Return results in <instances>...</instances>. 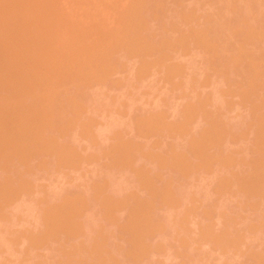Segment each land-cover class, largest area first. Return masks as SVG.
<instances>
[{
	"label": "rangeland",
	"instance_id": "rangeland-1",
	"mask_svg": "<svg viewBox=\"0 0 264 264\" xmlns=\"http://www.w3.org/2000/svg\"><path fill=\"white\" fill-rule=\"evenodd\" d=\"M145 1L146 0H0V69H1L0 70V79H1L0 106L1 105L3 106L4 104L3 106L4 108L2 106L1 108L3 109L0 108V113H1L0 122H2L0 128H5V129H0V143L3 144V145L0 144V147L2 146L1 147L2 150H0V160H2L1 157H3L4 159V161L2 162L0 161L1 164L0 174L3 176V177L0 176L3 178V180H1L2 178H0V184H1L0 190H2L0 191V200L5 199L4 203L3 201H1L0 203V264H60V262L61 264H65L66 262H68L66 264H75V263L79 264V261L80 264H83V262L85 264L86 263L94 264L95 259L96 261H98L95 264L98 263L105 264L108 263L107 261L110 262L108 264H116V263L118 264H136V263L137 264H252V263L262 264V262H260L261 261L260 256L263 257L262 259L264 260V231H263L264 229H262V227L264 228L263 226L264 225V219H263L264 218V196H263L264 195L263 192L264 128H262V126L264 127V108H263L264 107L263 106L264 105V100H263L264 99V88H263L264 87L263 86L264 85V70H263L264 69V62H263L264 61L263 59L264 58V36H263L264 1L263 0H259L260 2H258V0L257 1L254 0H200V1L199 0H174V1L147 0V2ZM153 2L156 7L152 4ZM141 3L145 6H142ZM174 3H176L177 5ZM164 6L167 9L164 8ZM168 6L170 7L169 8L170 10L168 9ZM217 6L220 8H218ZM140 7L145 11H143ZM243 8L247 9V11L244 10ZM140 9L142 11L139 12ZM172 9L174 10L173 13L170 12ZM220 9H222V12H220L221 11ZM231 9L232 11H230ZM148 10L150 12H148ZM214 10L216 11L218 10V11L216 12ZM234 11L238 13L241 11V13L239 14L234 13ZM180 12L182 13L181 17L179 16V14H181ZM226 12L227 14H225ZM137 13L138 15L136 16ZM140 13L141 15H139ZM232 13H234L235 15H233ZM222 14L225 16H223ZM219 15L221 16V18L218 17ZM142 16H143L142 20L143 21L145 20V22L140 20ZM166 16L168 17V19H165ZM248 16L250 17V21L253 23L249 21ZM257 16H258V20H256ZM151 17L152 20H154V21L151 20L152 22L150 21ZM232 18H234L235 21L232 20ZM156 19H157L156 21L157 23H155ZM163 19L164 21L166 20L165 23L162 22ZM158 20L160 21L158 22ZM220 20L222 21V23ZM223 20L227 21L225 22L227 23L228 28H225L227 27V25ZM148 21H150L149 24H146L148 23ZM255 21L257 23L259 21L261 22L257 24ZM217 22L220 23L217 25ZM254 22L257 24L256 26ZM144 23L145 25H142ZM166 23L168 24L167 27H165ZM239 23L241 27L238 26ZM250 23L252 24L251 26ZM260 23L263 28L260 27ZM171 24L174 26H172ZM230 24H232V26ZM229 25L232 28L229 27ZM140 26H142V28ZM154 26L155 27L157 26V28H155ZM235 26L236 28H233ZM254 26L255 27L259 26V27L255 29ZM222 27H224L226 31L223 30ZM252 27H254L255 30ZM129 28L135 31L134 32L132 31L130 34L131 29ZM163 28L164 29L166 28L167 30H164ZM171 28L173 29L171 30ZM214 28L216 29L217 34ZM220 28L222 29L219 32ZM249 28L250 29L252 28L253 30L252 29L250 30ZM228 29L231 31V33ZM258 29L260 31H258ZM168 30L170 31L168 32ZM191 30H193V32ZM208 30H210L211 33H208L210 32ZM233 30L234 32L235 30L237 31L239 30L238 33L240 32V30L241 31L245 30V31L243 33L240 32L241 34L240 35V34H235ZM247 30L249 31V33ZM262 30H263V34H262ZM143 31L144 32L146 31L147 35ZM158 31H162V32H158ZM222 31L225 32L222 33ZM135 32L137 33L136 35L139 39L135 37L136 36ZM164 32L167 34H165ZM170 32L172 33V35L171 34L168 35V33ZM250 32H252L253 34ZM141 33L142 36H139ZM151 33L152 36H154L153 38L150 37ZM162 33H164L163 35H165L166 39L164 38ZM226 33H230V34H226ZM212 34L214 37H212ZM218 34H221L220 37L223 34L222 36L223 38L221 37L220 39ZM193 35L196 36L197 40ZM224 35H227L229 38L227 36L225 37ZM233 35H237V39L236 37L233 38L234 41L235 40L238 41L239 38L245 40V42L243 43H241L243 41L242 39L236 43H239L240 46L242 47L244 46L246 48L243 47L242 49V47L240 48V46L237 45L233 40L231 41ZM248 35L252 37L250 38ZM253 35L254 36L256 35L255 38L253 37ZM188 36L190 37L188 38ZM216 36L217 38H219L218 40L217 38L215 40ZM131 37H133V39H131ZM160 37L163 38L160 39ZM171 37L173 38V40H171L172 42L170 40L168 41V38L171 39ZM149 38H151L152 40H149ZM247 38L249 39V41H247L248 40ZM252 38L254 39V41L257 38L255 41L257 44L255 45L256 47H253L252 45L254 42ZM141 39L142 41L144 40L143 44ZM146 39L148 40L147 41L148 43L145 42ZM157 39L158 42H156ZM161 41H165V42L162 43ZM196 41L198 42V44L196 43ZM226 41L227 44L228 43L230 44V46L229 44L227 45V48L225 45ZM250 41L253 42L251 43ZM257 41H259V43H257ZM124 42H126V44ZM180 42H182L184 45ZM210 42H212V44ZM132 43L134 46L132 45ZM153 43L155 44V46ZM247 43L248 45H246ZM219 44L221 47L220 46L218 47ZM223 45H225V48ZM125 46L127 49L125 48ZM167 46L169 47L171 46V47L169 48ZM211 46L215 48H210ZM156 47H158V49L162 47L163 50L161 49L157 50ZM182 47L184 49L186 48L187 50L186 49L184 50ZM207 47L210 50H208ZM229 47L231 48L233 47V49ZM153 49L156 51H154ZM215 49L218 50L220 49V51ZM223 49L225 52L223 51ZM168 50L169 51L172 50L171 53H169ZM200 50L201 51L204 50V52L202 51L203 54L200 52ZM211 50L217 51L214 53H218V54L216 55L213 53L214 54L213 55L212 53L208 52ZM205 51L208 54L210 53V55L205 54L206 53ZM234 51L235 53L233 54ZM219 52H221L222 54ZM239 52L242 54L245 53L243 55H247V56L244 57ZM123 55L125 56L126 60L124 59ZM148 55H151V58ZM153 55L156 57L154 58ZM223 55L224 57H222ZM165 56L168 57V60L166 59L167 57ZM208 56H211V58H209ZM248 56L252 60H254L253 58L263 57L262 58L263 61H261L260 58L258 60L255 59L257 62L259 60L261 61L256 64L254 63L255 60L254 61L251 60L252 64L254 63L253 65L254 66L256 65L255 69L258 68L256 70L253 69L255 72L252 69H250V67H248L250 65L248 61H246L247 64L245 63V60L248 58ZM212 57H215L213 58V62L209 60L212 59ZM146 58L148 61L146 60ZM159 58H161V60ZM226 59L227 61H224ZM220 61L221 63H218ZM229 61H231V63ZM241 61L243 63L242 66H241ZM14 62L17 63L14 64ZM233 62L235 63V65ZM149 63L150 65L152 64L151 67H148L150 66L147 65ZM226 63L229 66L232 64V66H230L233 67L232 69H234V67L236 69L239 68L240 70L239 69L238 70L240 72L237 71L236 69H235L236 71L232 70L231 68H230L231 70H229L228 72L227 70L229 69V67L227 70H224L228 66ZM203 64L205 65V67L203 66ZM215 64H217L216 65L217 67L215 66ZM222 64L226 66L224 67L222 66ZM121 66L123 68H121ZM219 66L222 67L219 68ZM250 66L252 67V65ZM200 68L202 69L200 70ZM7 69L9 71H7ZM217 69L219 71L220 69H222L220 71L221 73ZM241 69H246V70H241ZM249 69L252 70L254 74L252 73V71L250 72L251 74H249L250 71ZM203 70H206V72H203ZM106 71L108 73H102ZM194 72L197 76H195ZM196 72H198V74ZM227 72L233 74L228 75ZM252 74L253 76L256 77L253 78L251 76ZM260 74L261 76L263 74L262 76L263 78L260 76ZM188 75H190V77ZM248 75L250 77H248ZM180 77H183V79ZM259 77L262 79H259ZM252 78H253L252 86L254 85L253 87L255 88V90L252 89V91H250L249 94V90H250L249 87L251 85ZM223 80H226V82L225 81L222 82ZM256 80H258L259 83H257ZM260 80L261 81L263 80L262 81L263 84L261 83ZM190 81L192 83L194 82L195 83L192 84ZM201 81L204 82L201 83ZM227 81H229L228 84ZM247 83H250V85ZM171 84L173 85V87ZM202 84H206V85L204 86ZM245 84H247V86ZM60 85H62L63 87L62 86L60 87ZM260 85L263 87L260 88L261 87ZM183 86H185V88ZM187 86H189V88H187ZM245 86L247 87L248 90L246 89ZM191 87L192 89L193 88L194 89L193 90L190 89ZM30 88L32 89V91L30 90ZM21 90H23L22 92L24 93H22ZM56 90L59 91V96ZM240 90L244 92L245 90H247L248 93L241 92ZM242 93H244V95ZM46 95L48 98L46 97ZM254 95L256 96L254 97ZM64 97L68 99L66 100ZM185 97L188 99L187 101ZM199 97H201V99L203 100H201ZM49 98H51L50 101L53 99H54L53 101H55L56 99L57 102L55 101V104L53 106L55 107L56 105V109L55 108L52 109V106L48 107V103L49 105L50 103H52V102H48ZM61 98L62 101L64 100L63 102L61 101ZM205 98L207 101L205 100ZM2 99H4V101H2ZM27 99L31 101L28 102ZM58 100L61 101V103ZM253 100H255L254 101L255 103H253ZM70 101L72 103H70ZM200 102L202 106L199 104ZM208 102H210V104ZM214 102L215 103L217 102L218 104L216 103L217 104L216 105ZM58 103L60 104V106L64 108L60 107ZM62 103L65 104L63 105ZM250 103L252 104L253 107L250 105ZM256 103L258 104V106ZM21 105L23 106L21 107ZM195 105L196 106L198 105V107L196 108ZM16 107H18V109ZM249 107H252L251 110H249L250 109ZM13 108L15 112H13ZM195 108L196 109L200 108V109H198L197 111ZM253 108L256 110H253ZM64 110L65 113H63ZM51 111H58L56 113L59 115V117H57L58 115L54 112L57 116H54L55 119L52 118L53 112L51 113ZM253 111H255V113ZM47 112L51 113V116L48 115V117L52 118V120L54 119V121L56 122L53 123L51 120V122L53 123V124L50 123L52 127L51 126L49 127L50 124L47 125L49 123L48 117L45 119L46 117L45 115L48 114ZM60 112L63 115L62 114L60 115ZM66 112L68 113V115H66L67 114ZM188 112L190 113L188 114ZM75 113L77 114L75 115ZM194 113L198 115L196 116ZM4 114L7 116H5ZM43 116L46 122L48 123L44 121ZM60 117L61 119H59ZM197 117H200L201 120L200 118ZM153 118L155 119L153 120ZM25 119H29V120H25ZM40 119L43 120L42 121L43 124L41 123ZM181 119H183L182 122ZM208 119L212 121L209 122ZM31 120L33 123L31 122ZM61 120L64 121L61 122ZM186 120L188 123L186 122ZM149 122L152 123L149 124ZM11 124H13V126ZM38 124L40 125L41 128L39 127ZM172 124L175 125L174 129H172L173 128ZM180 124L181 125L187 124L183 126L184 128L187 126V128L184 129L185 131L183 130L186 133L181 131V129L183 128ZM252 124L254 126H252ZM5 125L7 126L5 127ZM156 125L158 126L155 127ZM218 125L220 126V128ZM45 126H47V128ZM203 126L205 128H203ZM209 126L212 129H209ZM151 127H153V129ZM175 127L177 128L175 129ZM227 127L232 128V130ZM255 127H256V132H255ZM161 128H167V130L166 129L162 130ZM178 128L179 131L181 132L179 131L177 132ZM17 130L19 131L17 132ZM26 130H28L30 133ZM171 130L173 132H171ZM258 130L259 132L263 130L262 131L263 133L261 132H260L261 134L258 133ZM37 131H40L39 132L40 134ZM210 131L213 134H211ZM230 131L231 133H229ZM176 133L178 134L180 133V134L178 135ZM187 133H189L190 135L188 134L187 136L186 135ZM218 133L221 137H219V135H216ZM262 134L263 136H261ZM45 135L48 140H46ZM16 136L18 137L16 138ZM255 136L257 137V139ZM32 137L34 138V140H32ZM49 137L52 139H50ZM214 137L216 138L215 140ZM189 139L191 141H189ZM218 139H222V140L219 141ZM224 139H226V142ZM39 140L41 141V143L44 140L48 141V143L44 144L46 143L44 141V143L41 145ZM215 141L216 142L219 141V143L218 142L215 143ZM199 142L200 144H198ZM202 144L206 146V149L205 146ZM217 144L219 145L221 144V146H218ZM190 145L194 147H191ZM209 145L210 147L208 148ZM43 146H46L47 148ZM201 149H203L204 151H202ZM39 150L40 152H38ZM41 150L44 152V154L42 153ZM195 150L196 152H193ZM215 150H217V152ZM6 151L7 153L9 152V154L5 153ZM201 151L205 152V154H201L200 153ZM16 153L18 154L16 155ZM49 153H51L53 156ZM174 153L177 155V158L180 157L181 159L180 160L177 159ZM260 153H261V157H263L262 158L263 160L260 157H258L260 156ZM32 154L34 157L32 156ZM151 154L153 155V157L150 156ZM249 154L252 157L249 156ZM201 155H205V157L208 155L207 157L208 159L210 157V159L209 160L207 159V161H209L210 163L207 162L205 164V162L203 161L205 157ZM157 156L159 158H157ZM182 156L184 158L186 157L185 158L186 160H184ZM170 157L176 161L173 162L174 160L170 159ZM230 157L232 159H230ZM26 158H30V159L26 160ZM244 158L247 160H245ZM150 159L152 161H150ZM153 159L154 161L157 162V164L153 162ZM212 159L213 162H211ZM235 159L237 161H235ZM256 159L257 160L259 159L258 162L256 161ZM157 160H159V162ZM226 160H228V162ZM200 161H203L204 163L203 162L201 163ZM13 162L14 163L16 162L17 165L13 164ZM164 162L165 163L169 162V164L167 163L165 165ZM170 162H173L172 166ZM256 162L257 164H255ZM160 163L162 164L163 167H160ZM195 163L198 165H194ZM10 164H11L10 166L11 168H9ZM219 165L220 167H218ZM234 165L235 166L237 165L238 167H235ZM213 166L214 167L216 166V168H213ZM180 167L182 169H180ZM194 167H196L195 168L196 170L194 169ZM223 167L228 169L224 170ZM247 167L251 168L252 170H250ZM16 168L17 170H15ZM217 168H219L218 170L221 171L219 172ZM236 168L237 170H235ZM259 168H261V170ZM7 169L9 170L14 169L13 170L14 172H11L9 170L7 171ZM139 169H141L142 171ZM198 169H200L201 171L199 170L200 171L199 172ZM202 169L205 171V173L204 171L202 172ZM214 169L216 170V172L214 171ZM258 170H260V173ZM2 171L8 173L5 172L2 173ZM237 172L239 173L237 174ZM142 173L146 174L147 177L144 174L141 176ZM150 173L152 174L153 177L152 179L154 181L155 178L157 179V181H155L156 183L151 179ZM181 173H183L184 175ZM253 173L256 175H254ZM6 175L7 178L9 179L6 178ZM136 175L138 177L140 176L139 177L140 179ZM158 175L160 176L158 177ZM237 176L239 178H237ZM4 177L6 178V180L4 179ZM141 177H143V179L145 178L147 181L145 179L143 180ZM249 177H252L253 180ZM162 178H164V180ZM238 179L240 180L238 181ZM20 180L23 181L24 183L20 182ZM160 180L163 181L161 182ZM215 180L217 183H215ZM223 180L225 181L223 182ZM258 180L259 181L261 180L260 182L263 183L262 184L259 183ZM13 181L15 182V184ZM157 182H159L160 184ZM167 182H169L168 184L171 185L170 187H165V185L169 186ZM171 182L174 183L173 184L175 185L174 187H172ZM147 183H151L149 184V186H151L152 188L146 186ZM224 183H226V185L223 186ZM219 184L221 190L219 189ZM153 185L156 186L157 189L156 187H153ZM162 186L163 188H161ZM7 187L9 189H7ZM147 187H149V189L151 188L150 189L151 192ZM250 187L252 190H254L255 194L253 193V191L251 193L255 195V198L252 195H248V198H250V196L251 198L253 197L252 199L250 198L253 202L247 198V195H245V193H247L248 191L250 192V190H247V188L250 189ZM12 188L13 189L15 188L14 189L15 191H12L13 190ZM144 188L146 189L144 190ZM166 188L168 189L169 192L165 190ZM18 189L22 191L20 192ZM225 189L227 193L225 192ZM3 190L5 191L7 190L8 192L7 191L6 192L8 193V195ZM147 190L149 191V193ZM173 190L175 191L173 192ZM255 191H259V192H255ZM157 192H158V196L160 197L157 196ZM249 192L248 194H250ZM165 195L166 198L168 196L167 199L164 198ZM1 196L3 198H1ZM257 196L258 198H256ZM151 197L153 200L151 199ZM155 198L160 199V202ZM221 198L224 199V201ZM67 199L71 201L69 202ZM65 200L68 202V204H70L71 202H73L74 204L72 203L67 207L66 205L67 203L65 204L66 202ZM79 200L80 202L82 201V204H80ZM163 200L164 201L167 200V202L165 203L163 202ZM106 201L108 204L106 203ZM138 201L139 203L143 201L142 203L144 206L139 205ZM162 202L164 203V205ZM76 203L77 205H75ZM154 203L157 205L156 207ZM160 203L161 205H159ZM179 203H181V205ZM150 204L152 205V207L154 206L155 208L149 207L151 206ZM248 204L250 206H248ZM71 205H73L74 207ZM253 206L255 208L257 207L256 210L253 209L254 208ZM66 207L68 208V210ZM76 207L79 209H77ZM143 207H145L144 208L145 210L143 209ZM148 207H149L148 209L149 212L146 210ZM158 207H160L159 208L160 210L158 209ZM224 207L226 209H224ZM60 208H62L61 210L64 212L62 216L68 213L67 214L68 216L67 215L64 216L67 221L66 220L63 221V223L65 222L64 224L67 226L68 231L66 230V226H64V228L61 230L60 229L61 227L59 228V226H63V225H59L56 228V232H57L56 233L55 231L50 230V228H52L50 227V225L56 226L55 222H57L58 219H60V221L62 219H65L64 217L61 218L59 216H55L57 212H58L57 215L61 214V213L59 214V212L61 211ZM74 208L76 209V211L77 210L78 211L76 212ZM40 209L42 210L40 211ZM47 209H52V212L55 211L54 214L49 215L51 213V210L48 211ZM43 210H45V213L43 212ZM46 210L48 211V213ZM154 210H156L155 214L152 213ZM146 211L147 214H145ZM71 212L72 214H74V212L76 214H74V216L71 217L72 215ZM138 212L140 213L138 214ZM208 214H210L211 216ZM75 215H77L76 216L77 218L75 217ZM138 216L139 217L141 216V218H139ZM146 216L150 218V220H153L154 222L147 220L148 222H150L149 228L147 226L149 234L148 235L147 233L143 234L145 233L143 232L145 230H143L142 235L148 236V237L145 236L144 239L141 238L143 236H137V234L138 235L139 233L141 234V232L139 231L141 230L140 228L144 227L143 225H145L144 222H146V220L143 218H145ZM48 217L51 218L49 220H52V217H55L54 219H56V217L59 218L57 220L53 219L52 221L49 222L47 221ZM71 218H75V220L74 219L72 220ZM45 219H47L46 222H44ZM243 219L244 221L245 220L246 221L244 222ZM52 222H54V224H52ZM67 222L69 223V225ZM139 222L141 223L142 226L139 225ZM45 223L50 228L47 227ZM61 223L62 221L61 222L58 221V224ZM152 224L154 225V227ZM45 226L47 227L48 231L46 230ZM132 226L133 229L134 227L138 228L137 232L136 230L132 232V229H130V227ZM254 227L255 229H252ZM53 228L55 230L54 226ZM58 228L60 229L61 232L58 231L59 230ZM62 231L64 233H62ZM131 232L135 234V239H133V241H135V245L133 244L134 242L133 243L130 242V240H132V238L134 237V235ZM131 235L132 238H130ZM69 236H71L70 238L72 239H70ZM125 236H127V239ZM234 236L235 238H233ZM201 237L202 239H200ZM103 238L105 239L103 240ZM137 238L143 239L142 240L143 244L144 241H146L147 242L145 243L146 245L144 244L146 247L140 246L141 243L139 245L138 241L141 240H138ZM209 238L211 241H209ZM41 240L43 242H40ZM206 240H208V242ZM98 243L100 244V247L104 252V253L102 252L103 254H101L103 256L100 255L101 258H99L98 256V252H99L97 250L98 247H95V246H99ZM102 243H104L105 245ZM130 243L133 244L135 248L132 247L133 245L131 246ZM128 245L129 247L131 246V248H129ZM89 247L92 251L95 248L94 251L92 252L90 249H87ZM138 247L139 248L145 247L146 250L145 249L142 250L143 252L144 250L145 252H147L148 250V253H146L147 255L142 254L143 253L142 251H140V253H137L139 251ZM148 247H150L151 249ZM128 249H132V250H128ZM86 250L88 251L86 252ZM99 250L101 251L100 248ZM152 250L154 252H152ZM118 252L122 255L118 256L119 254ZM64 253L67 254V256ZM92 253L96 257L91 256ZM135 253H137V255L140 254L137 257L138 259H136ZM113 254L115 257H113ZM63 255H65L66 258ZM89 255L92 257V258L90 257L89 259L90 261L88 260ZM104 255L106 256V259L103 258L105 257ZM123 256L125 257L124 261H123L124 258ZM139 256L140 257L142 256V258H140ZM58 257H60V259H58ZM79 257L81 259H79ZM127 257L128 259H126ZM66 259H68V261ZM258 259L259 261H257ZM85 260H87V262Z\"/></svg>",
	"mask_w": 264,
	"mask_h": 264
},
{
	"label": "bare ground",
	"instance_id": "bare-ground-1",
	"mask_svg": "<svg viewBox=\"0 0 264 264\" xmlns=\"http://www.w3.org/2000/svg\"><path fill=\"white\" fill-rule=\"evenodd\" d=\"M173 1H174V0H173ZM199 1H200V0H199ZM254 1H257V0H254ZM263 1H264V0H263ZM145 2H147V0H146ZM145 2H144V3H145ZM151 2H152V1H151ZM166 2H167V1H166ZM227 2H228V1H227ZM258 2H260V1L258 0ZM261 2H262V1H261ZM139 4H140V3H139ZM147 4H149V3H147ZM152 4L155 6L154 2H153ZM174 4H176V3H174ZM141 5H142V6H145V5H143L142 3H141ZM150 5H151V4H150ZM150 5H149V6H150ZM162 5H163V4H162ZM176 5H177V4H176ZM213 5H214V4H213ZM213 5H212V6H213ZM243 5H244V4H243ZM261 5H262V4H261ZM215 6H216V5H215ZM220 6H222V5H220ZM237 6H238V5H237ZM146 7H147V6H146ZM146 7H145V8H146ZM152 7H153V6H152ZM155 7H156V6H155ZM173 7H174V6H173ZM217 7H218V6H217ZM240 7H241V5H240ZM244 7H245V6H244ZM248 7H249V6H248ZM248 7H247V9H248ZM137 8H138V6H137ZM140 8H141V7H140ZM149 8H150V7H149ZM157 8H158V7H157ZM162 8H163V6H162ZM164 8H166V7L164 6ZM169 8H170V7L168 6V9H169ZM174 8H175V7H174ZM212 8H213V7H212ZM212 8H211V9H212ZM215 8H216V7H215ZM218 8H220V7H218ZM222 8H223V7H222ZM227 8H228V7H227ZM251 8H252V7H251ZM251 8H250V9H251ZM141 9H142V8H141ZM141 9L139 10V12L142 11V10L145 11L144 9H142V10H141ZM153 9H154V8H153ZM166 9H167V8H166ZM182 9H183V8H182ZM232 9H233V8H232ZM232 9H231L230 11H232ZM235 9H236V8H235ZM243 9H244V8H243ZM243 9H242V11H243ZM247 9H244V10L247 11ZM259 9H260V8H259ZM259 9H258V10H259ZM169 10H170V9H169ZM169 10H168V12H169ZM218 10H219V9H218ZM218 10H217V11H218ZM220 10H221L220 12H222V9H220ZM223 10H224V9H223ZM237 10H238V9H237ZM253 10H254V9H253ZM261 10H262V9H261ZM165 11H166V10H165ZM173 11H174V10L172 9L170 12L173 13ZM214 11H216V10H214ZM217 11H216V12H217ZM254 11H255V10H254ZM259 11H260V10H259ZM259 11H258V12H259ZM137 12H138V11H137ZM139 12H138V13H139ZM148 12H150V11L148 10ZM176 12H177V9H176ZM228 12H229V11H228ZM252 12H253V11H252ZM261 12H263V11H261ZM138 13L136 14V16L138 15ZM143 13H144V12H143ZM143 13H142V14H143ZM145 13H146V12H145ZM151 13H152V11H151ZM154 13H155V12H154ZM166 13H167V12H166ZM180 13H181V12H180ZM212 13H213V12H212ZM212 13H211V14H212ZM234 13H238V12H235V11H234ZM234 13H232V14L235 15ZM239 13H241V11H240ZM239 13H238V14H239ZM253 13H254V12H253ZM256 13H257V11H256ZM156 14H157V13H156ZM159 14H160V13H159ZM211 14H210V15H211ZM220 14H221V13H220ZM225 14H227V12H226ZM258 14H260V13H258ZM139 15H141V13H140ZM157 15H158V14H157ZM160 15H161V14H160ZM160 15H159V16H160ZM181 15H182V13L179 14L180 17H181ZM222 15H223V14H222ZM236 15H237V14H236ZM256 15H257V14H256ZM145 16H146V14H145ZM149 16H150V15H149ZM162 16H163V15H162ZM171 16H172V15H171ZM223 16H225V15H223ZM230 16H231V15H230ZM230 16H228V17H230ZM258 16H259V15H258ZM258 16H257L256 20H258ZM173 17H174V16H173ZM218 17L221 18L220 15H219ZM255 17H256V16H255ZM135 18H137V17H135ZM144 18H146V17H144ZM178 18H179V17H178ZM239 18H240V16H239ZM245 18H246V17H245ZM248 18H249V21H250V17H249V16H248ZM248 18H247V19H248ZM142 19H143V16H142V18H141L140 20L143 21ZM154 19H155V17H154ZM157 19H158V18H157ZM157 19L155 20V23H157V22H156ZM165 19H168V17L166 16ZM222 19H223V18H222ZM224 19H225V18H224ZM251 19H252V18H251ZM147 20H148V19H147ZM151 20H152V17L150 18V21H151ZM232 20H234V18H232ZM238 20H241V19H238ZM252 20H253V19H252ZM134 21H135V19H134ZM150 21H148V23H146V24H149ZM152 21H154V20H152ZM152 21H151V22H152ZM159 21H160V20H158V22H159ZM165 21H166V20H165ZM165 21H164V19H163L162 22L165 23ZM171 21H172V20H171ZM171 21H169V22H171ZM174 21H177V20H174ZM220 21H221V20H220ZM223 21H224V20H223ZM225 21H226V20H225ZM225 21H224V22H225ZM228 21H229V20H228ZM234 21H235V20H234ZM247 21H248V20H247ZM143 22H145V20H144ZM162 22H161V23H162ZM169 22H168V23H169ZM208 22H209V20H208ZM226 22H227V21H226ZM226 22H225V23H226ZM232 22H233V21H232ZM250 22H251V21H250ZM255 22H256V21H255ZM255 22H254V24H255V26H256V25H257L259 22H261V21H259L258 23L256 22L257 24H256ZM137 23H138V22H137ZM140 23H141V22H140ZM140 23H139V24H140ZM175 23H176V22H175ZM219 23H220V22H219ZM219 23L217 22V25H218ZM221 23H222V21H221ZM241 23H242V21H241ZM251 23H253V22H251ZM251 23H250V26L252 25ZM132 24H133V23H132ZM132 24H131V25H132ZM169 24H170V23H169ZM206 24H207V23H206ZM228 24H229V23H228ZM233 24H234V23H233ZM247 24H248V22H247ZM262 24H263V23H262ZM142 25H145V23L142 24ZM167 25H168V24L166 23V26H165V27H167ZM171 25H172V24H171ZM217 25H216V26H217ZM224 25H225V24H224ZM226 25H227V23H226ZM230 25L232 26V24H230ZM230 25H229V27H231ZM237 25H238V24H237ZM157 26H158V25H157ZM157 26H156V27L154 26V27L157 28ZM169 26H170V25H169ZM172 26H174V25H172ZM207 26H208V25H207ZM212 26H213V25H212ZM219 26H221V25H219ZM219 26H218V27H219ZM233 26H234V25H233ZM238 26H240V23H239ZM245 26H246V25H245ZM255 26H254V27H255ZM137 27H138V25H137ZM140 27L142 28V26H140ZM154 27H151V28H154ZM170 27H171V26H170ZM240 27H241V26H240ZM254 27H252V28L254 29ZM258 27H259V26H258ZM258 27H255V29L258 28ZM260 27H262V26H261V23H260ZM263 27H264V25H263ZM263 27H262V28H263ZM143 28H144V27H143ZM149 28H150V26H149ZM212 28H213V27H212ZM222 28H223V30H225V28H228V25H227V27H225V28L222 27ZM222 28H220V30H219V29H217V30H219V32H220ZM231 28H232V27H231ZM233 28H236V26L233 27ZM252 28H251V29H252ZM129 29H131V28H129ZM163 29H164V28H163ZM168 29H170V28H168ZM172 29H173V28H171V30H172ZM214 29H215V28H214ZM214 29H213V30H214ZM249 29H250V28H249ZM251 29H250V30H251ZM253 29H252V30H253ZM255 29H254V30H255ZM260 29H261V28H260ZM263 29H264V28H263ZM140 30H142V29H140ZM146 30H147V29H146ZM153 30H154V29H153ZM164 30H167V29L165 28ZM213 30H212V31H213ZM228 30H229V29H228ZM228 30H227V31H228ZM132 31H133V30L131 29V30H130V34H131ZM134 31H135V30H134ZM134 31H133V32H134ZM136 31H137V30H136ZM169 31H170V30H168V32H169ZM191 31L193 32V30H191ZM191 31H190V32H191ZM199 31H200V30H199ZM208 31H210V30H208ZM225 31H226V30H225ZM225 31H224V32H225ZM229 31H230V30H229ZM238 31H239V30H238ZM238 31L235 30V32H234V30H233V32H234L235 34H240V32L243 33L245 30H243V31L240 30L239 33H238ZM247 31H248V30H247ZM256 31H257V30H256ZM258 31H260V30L258 29ZM143 32H144V31H143ZM143 32H142V33H143ZM158 32H162V31H158ZM158 32H157V33H158ZM165 32H166V31H165ZM165 32H164V33H165ZM215 32H216V29H215ZM219 32H218V33H219ZM224 32L222 31V33H224ZM233 32H232V33H233ZM142 33H141L139 36H142ZM144 33L146 34V31H145ZM144 33H143V34H144ZM147 33H148V32H147ZM164 33H162V35H163ZM194 33H195V32H194ZM194 33H193V34H194ZM202 33H203V32H202ZM208 33H211V31L208 32ZM230 33H231V31H230ZM230 33H226V34H230ZM248 33H249V31H248ZM250 33H252V32H250ZM136 34H137V33L135 32V35H136ZM138 34H139V33H138ZM155 34H156V32H155ZM165 34H167V33H165ZM169 34L172 35L171 32L168 33V35H169ZM191 34H192V33H191ZM199 34H200V33H199ZM213 34H214V33H213ZM213 34H212V37H214ZM216 34H217V32H216ZM252 34H253V33H252ZM256 34H257V32H256ZM260 34H261V33H260ZM262 34H263V30H262ZM127 35H128V34H127ZM146 35H147V34H146ZM157 35H158V34H157ZM162 35H161V36H162ZM168 35H167V37H168ZM183 35H184V34H183ZM201 35H202V34H201ZM214 35H215V34H214ZM220 35H221V34H218L219 37H220ZM231 35H232V34H231ZM240 35H241V34H240ZM243 35H244V34H243ZM163 36H164V38H165V35H163ZM193 36H195V35H193ZM198 36H199V35H198ZM222 36H223V34H222ZM222 36H221V37H222ZM224 36L226 37L227 35H224ZM238 36H239V35H238ZM248 36H249V35H248ZM255 36H256V35H255ZM255 36L253 35L254 38H255ZM259 36H260V35H259ZM259 36H258V37H259ZM263 36H264V34H263ZM135 37H137V35H136ZM135 37H134V40H135ZM143 37H145V36H143ZM150 37H152V38L154 37V36H152V33H151V36H150ZM158 37H159V36H158ZM181 37H182V36H181ZM184 37H185V36H184ZM189 37H190V36H188V38H189ZM221 37H220V39H221ZM227 37H228V36H227ZM235 37H236V39H237V35H233L232 38L230 37V38H231V41H232L233 38H235ZM241 37H242V36H241ZM245 37H246V36H245ZM249 37H250V36H249ZM251 37H252V36H251ZM251 37H250V38H251ZM137 38H138V37H137ZM146 38H148V37H146ZM161 38H163V37H160V39H161ZM169 38H170V36H169ZM169 38H168V41H169V40H170V41L173 40L172 37H171V39H169ZM188 38H187V40H188ZM195 38H196V36H195ZM195 38H194V39H195ZM207 38H208V37H207ZM216 38H217V36L215 37V40H216ZM222 38H223V37H222ZM228 38H229V37H228ZM238 38H239V37H238ZM259 38H260V37H259ZM129 39H130V38H129ZM131 39H133V37H131ZM138 39H139V38H138ZM143 39H144V38H143ZM154 39H155V38H154ZM154 39H153V40H154ZM160 39H159V40H160ZM165 39H166V38H165ZM180 39H181V38H180ZM192 39H193V38H192ZM200 39H201V38H200ZM200 39H199V40H200ZM205 39H206V38H205ZM218 39H219V38H217V40H218ZM225 39H226V38H225ZM241 39H242V38H239L238 41L241 40ZM244 39H245V38H244ZM247 39H248V38H247ZM252 39H253V38H252ZM256 39H257V38H256ZM256 39H255V41H256ZM261 39H262V38H261ZM136 40H137V39H136ZM149 40H152V39L149 38ZM163 40H164V39H163ZM174 40H175V39H174ZM177 40H178V39H177ZM183 40H184V38H183ZM187 40H186V41H187ZM190 40H191V39H190ZM196 40H197V38H196ZM199 40H198V41H199ZM212 40H213V39H212ZM212 40H209V41H212ZM227 40H228V39H227ZM242 40H243V39H242ZM250 40H251V39H250ZM258 40H259V39H258ZM118 41H119V40H118ZM122 41H123V40H122ZM130 41H131V40H130ZM141 41H142V39H141ZM147 41H148V40L146 39L145 42H147ZM213 41H214V40H213ZM229 41H230V40H229ZM229 41H228V42H229ZM231 41H230V42H231ZM233 41H234V40H233ZM238 41L235 40L234 42L236 43V42H238ZM247 41H249V39H248ZM247 41H246V42H247ZM253 41H254V39H253ZM253 41H252V42H253ZM255 41H254L253 44H252L253 47H256L255 45H257ZM149 42H150V41H149ZM156 42H158V39L156 40ZM161 42L163 43V42H165V41H161ZM171 42H172V41H171ZM171 42H170V43H171ZM182 42H183V41H182ZM182 42H180V43H182ZM243 42H245V40H243L241 43H243ZM250 42H251V41H250ZM252 42H251V43H252ZM113 43H114V42H113ZM116 43H117V42H116ZM121 43H122V42H121ZM124 43L126 44V42H124ZM130 43H131V42H130ZM139 43H140V42H139ZM143 43H144V40L142 41V44H143ZM147 43H148V42H147ZM162 43H161V44H162ZM196 43L198 44L197 41H196ZM210 43L212 44V42H210ZM213 43H214V42H213ZM215 43H216V42H215ZM220 43H221V42H220ZM223 43H224V42H223ZM232 43H233V42H232ZM235 43H234V44H235ZM257 43H259V41H257ZM127 44H128V43H127ZM151 44H152V43H151ZM153 44H154V43H153ZM165 44H166V43H165ZM182 44H183V43H182ZM200 44H201V43H200ZM202 44H203V43H202ZM204 44H205V43H204ZM228 44H229V43H228ZM228 44H227V41H226V44H225V45H226V48H227V45H228ZM236 44L240 46L239 43H236ZM249 44H250V43H249ZM123 45H124V44H123ZM132 45H133V43H132ZM159 45H160V44H159ZM172 45H174V44H172ZM183 45H184V44H183ZM208 45H209V44H208ZM208 45H206V46H208ZM225 45H223L224 48H225ZM246 45H248V43H247ZM22 46H23V45H22ZM133 46H134V45H133ZM137 46H138V45H137ZM147 46H148V45H147ZM150 46H151V45H150ZM154 46H155V44H154ZM161 46H163V45H161ZM176 46H177V45H176ZM181 46H182V45H181ZM188 46H189V45H188ZM195 46H196V45H195ZM200 46H201V45H200ZM206 46H205V47H206ZM219 46H220V44L218 45V47H219ZM229 46H230V44H229ZM231 46H232V45H231ZM23 47H24V46H23ZM26 47H27V46H26ZM116 47H117V46H116ZM118 47H119V46H118ZM167 47H169V46H167ZM167 47H164V48H167ZM170 47H171V46H170ZM170 47H169V48H170ZM174 47H175V46H174ZM185 47H186V46H185ZM205 47H204V49H205ZM216 47H217V46H216ZM220 47H221V46H220ZM233 47H235V46H233ZM233 47H232V48L229 47V48L233 49ZM241 47H242V46H240V48H241ZM243 47H244V46H243ZM243 47H242V49H243ZM20 48H21V47H20ZM125 48H126V46H125ZM131 48H132V47H131ZM131 48H130V49H131ZM133 48H134V47H133ZM136 48H137V47H136ZM144 48H145V47H144ZM148 48H149V47H148ZM156 48H157V50H159V49L163 50L162 47L159 48V49H158V47H156ZM182 48H183V47H182ZM186 48H187V47H186ZM186 48H185V49H186ZM210 48H215V47L211 46ZM237 48H239V47H237ZM244 48H246V47H244ZM117 49H119V48H117ZM123 49H124V48H123ZM126 49H127V48H126ZM145 49H146V48H145ZM172 49H173V48H172ZM180 49H181V48H180ZM183 49H184V48H183ZM185 49H184V50H185ZM199 49H200V48H199ZM207 49L210 50L208 47H207ZM220 49H221V48H220ZM220 49H219V50H218V49H215V50L220 51ZM242 49H241V50H242ZM148 50H149V49H148ZM150 50H151V49H150ZM153 50H154V49H153ZM164 50H165V49H164ZM177 50H179V49H177ZM186 50H187V49H186ZM212 50H213V49H212ZM212 50H211V51H208V52H210V53H212V54H213L214 52H217V51H215V50H214V51H212ZM225 50H226V49H225ZM234 50H237V49H234ZM239 50H240V49H239ZM20 51H21V50H20ZM124 51H125V50H124ZM126 51H127V50H126ZM132 51H133V50H132ZM137 51H138V50H137ZM139 51H140V50H139ZM151 51H152V50H151ZM154 51H156V50H154ZM166 51H167V50H166ZM171 51H172V50H171ZM171 51L168 50L169 53H171ZM202 51L204 52V50H202ZM202 51L200 50V52L203 54ZM206 51H207V50H206ZM206 51H205V52H206ZM223 51H224V49H223ZM227 51H230V50H227ZM112 52H113V51H112ZM114 52H115V51H114ZM118 52H119V51H118ZM121 52H122V51H121ZM140 52H141V51H140ZM157 52H158V51H157ZM160 52H161V51H160ZM162 52H164V51H162ZM168 52H167V53H168ZM179 52H180V51H179ZM224 52H225V51H224ZM236 52H238V51H236ZM22 53H24V52H22ZM22 53H21V54H22ZM25 53H26V52H25ZM124 53H125V52H124ZM127 53H128V52H127ZM130 53H131V52H130ZM210 53L208 54V53L206 52L205 54L210 55ZM219 53H221V52H219ZM227 53H228V52H227ZM234 53H235V51L233 52V54H234ZM239 53H240V52H239ZM246 53H247V52H246ZM17 54H18V53H17ZM112 54H113V53H112ZM115 54H117V53H115ZM125 54H126V53H125ZM161 54H162V53H161ZM165 54H166V52H165ZM214 54L217 55L218 53H214ZM214 54H213V55H214ZM221 54H222V53H221ZM223 54H224V53H223ZM225 54H226V53H225ZM229 54H230V53H229ZM233 54H232V55H233ZM240 54H242V53H240ZM243 54H245V53H243ZM243 54H242V55H243ZM247 54H248V53H247ZM113 55H114V54H113ZM151 55H152V54H151ZM151 55H148V56H150V58H151ZM157 55H158V54H157ZM169 55H170V54H169ZM213 55H212V56H213ZM219 55H220V54H219ZM235 55H236V54H235ZM235 55H234V56H235ZM123 56H124V55H123ZM123 56H122V57H123ZM127 56H128V55H127ZM148 56H147V58H148ZM153 56H154V55H153ZM161 56H162V55H161ZM163 56H164V55H163ZM234 56H233V57H234ZM243 56L246 57L247 55H243ZM19 57H20V56H19ZM122 57H121V58H122ZM155 57H156V56H154V58H155ZM165 57H167V56H165ZM208 57L211 58V56H208ZM222 57H224V55H223ZM231 57H232V56H231ZM241 57H242V56H241ZM130 58H131V57H130ZM130 58H129V59H130ZM147 58H146V60H147ZM150 58H149V59H150ZM152 58H153V57H152ZM213 58H215V57H212V59H209V60L213 62ZM226 58H227V57H226ZM259 58H260L261 61H263V60H262L263 57H258V58H253V59H254V60H255V59L258 60ZM124 59H125V56H124ZM133 59H134V57H133ZM159 59L161 60V58H159ZM164 59H165V58H164ZM166 59L168 60V57H167ZM229 59H231V58H229ZM233 59H234V58H233ZM240 59H241V58H240ZM248 59H249V60H248ZM263 59H264V58H263ZM125 60H126V59H125ZM162 60H163V59H162ZM205 60H207V59H205ZM234 60H235V59H234ZM242 60H245V59H242ZM251 60H252V59H250V57L248 56V58L245 60V63L247 64L246 61H248L249 64L252 65V67H251V66L248 64V65H249L248 67H250V69H252V70H253V69H254V70L258 69V68L255 69V66H256V65L254 66L253 64H254V63H255V64H256V63H259V62H261V61L259 60V61L257 62V61L255 60V62L252 64ZM254 60H252V61H254ZM147 61H148V60H147ZM224 61H227V59L224 60ZM109 62H111V61H109ZM112 62H113V61H112ZM229 62L231 63V61H229ZM236 62H237V61H236ZM239 62H240V61H239ZM243 62H244V61H243ZM263 62H264V61H263ZM263 62H262V63H263ZM15 63H17V62H14V64H15ZM146 63H147V62H146ZM146 63H143V64H146ZM208 63H209V61H208ZM215 63H216V62H215ZM218 63H221V61L218 62ZM223 63H225V62H223ZM233 63H234V62H233ZM103 64H104V62H103ZM113 64H114V63H113ZM113 64H112V65H113ZM141 64H142V63H141ZM204 64H205V63H204ZM204 64H203V66L205 67ZM226 64H227V63H226ZM237 64H238V63H237ZM242 64H243V63H242V61H241V66H242ZM108 65H110V64H108ZM147 65H150V63L147 64ZM151 65H152V64H151ZM151 65L148 66V67H151ZM216 65H217V64H215V66H216ZM218 65H220V64H218ZM227 65H228V64H227ZM234 65H235V63H234ZM12 66H13V65H12ZM15 66H16V65H15ZM18 66H19V65H18ZM98 66H99V65H98ZM143 66H144V65H143ZM201 66H202V65H201ZM207 66H209V65H207ZM215 66H214V67H215ZM222 66H224V65L222 64ZM222 66H219V68L222 67ZM225 66H226V65H225ZM225 66H224V67H225ZM230 66H232V64H231ZM230 66L228 65L227 68L224 69V70H227L228 67H229V69L227 70V71L229 72V70H231V69L233 68V67H230ZM245 66H246V65H245ZM13 67H14V66H13ZM16 67H17V66H16ZM106 67H107V66H106ZM109 67H111V66H109ZM216 67H217V66H216ZM236 67H237V66H236ZM10 68H12V67H10ZM99 68H100V67H99ZM101 68H102V67H101ZM112 68H113V67H112ZM114 68H115V67H114ZM117 68H119V67H117ZM121 68H123V67L121 66ZM121 68H119V69H121ZM163 68H164V67H163ZM179 68H181V67H179ZM230 68H231V69H230ZM243 68H244V67H243ZM245 68H246V67H245ZM18 69H20V68H18ZM104 69H105V67H104ZM153 69H154V68H153ZM176 69H177V68H176ZM201 69H202V68H200V70H201ZM206 69H207V68H206ZM235 69H236V68L234 67V69H232V70H235ZM238 69H239V68H238ZM238 69H236V70L239 71L240 69H239V70H238ZM250 69H249V70H250ZM0 70H1V69H0ZM11 70H12V69H11ZM99 70H100V69H99ZM102 70H103V69H102ZM113 70H114V69H113ZM116 70H117V69H116ZM149 70H150V69H149ZM184 70H185V69H184ZM214 70H215V69H214ZM217 70H218V69H217ZM221 70H222V69H220V71H221ZM236 70H235V71H236ZM241 70H246V69H241ZM252 70L249 71V74H251L250 72H251ZM254 70H253V71H254ZM263 70H264V69H263ZM2 71H3V70H2ZM7 71H9V70L7 69ZM27 71H28V70H27ZM144 71H145V70H144ZM147 71H148V70H147ZM147 71H146V72H147ZM156 71H157V70H156ZM168 71H169V70H168ZM168 71H167V72H168ZM182 71H183V70H182ZM218 71H219V70H218ZM220 71H219V72H220ZM235 71H233V72H235ZM253 71H252V73H253ZM258 71H259V70H258ZM15 72H16V71H15ZM15 72H14V74H15ZM109 72H110V70H109ZM139 72H140V71H139ZM198 72H199V71H198ZM198 72H196V73L198 74ZM203 72H206V70H203ZM209 72H210V71H209ZM224 72H225V71H224ZM224 72H223V73H224ZM228 72H227L228 75L233 74V73L230 74V73H228ZM239 72H240V71H239ZM241 72H242V71H241ZM247 72H248V71H247ZM254 72H255V71H254ZM26 73H28V72H26ZM33 73H34V72H33ZM102 73H108V72L106 71V72H102ZM140 73H141V72H140ZM140 73H139V74H140ZM192 73H193V72H192ZM217 73H218V72H217ZM220 73H221V72H220ZM220 73H219V74H220ZM243 73H244V72H243ZM261 73H262V72H261ZM142 74H143V73H142ZM162 74H163V71H162ZM162 74H161V75H162ZM168 74H169V73H168ZM187 74H188V73H187ZM187 74H186V75H187ZM194 74H195V72H194ZM219 74H218V75H219ZM235 74H236V73H235ZM239 74H241V73H239ZM239 74H237V75H239ZM244 74H245V73H244ZM244 74H243V75H244ZM253 74H254V73H253ZM253 74H252L251 76H252L253 78L256 77V76H253ZM258 74H259V73H258ZM17 75H18V74H17ZM22 75H23V74H22ZM184 75H185V74H184ZM202 75H203V74H202ZM202 75H201V76H202ZM207 75H208V74H207ZM225 75H226V74H225ZM245 75H246V74H245ZM255 75H256V74H255ZM14 76H15V75H14ZM18 76H19V75H18ZM142 76H143V75H142ZM144 76H145V75H144ZM169 76H170V75H169ZM188 76L190 77V75H188ZM188 76H187V78H188ZM192 76H193V75H192ZM195 76H197V75L195 74ZM222 76H224V75H222ZM235 76H236V75H235ZM241 76H242V75H241ZM260 76H261V74H260ZM262 76H263V74H262ZM262 76H261V77H262ZM23 77H24V76H23ZM239 77H240V76H239ZM248 77H250V76L248 75ZM257 77H258V76H257ZM7 78H8V77H7ZM141 78H142V77H141ZM166 78H167V77H166ZM168 78H170V77H168ZM172 78H173V77H172ZM178 78H179V77H178ZM180 78L183 79V77H180ZM185 78H186V77H185ZM192 78H193V77H192ZM204 78H205V77H204ZM224 78H225V77H224ZM226 78H227V76H226ZM253 78H252V80L250 79V80H251V85H250V83H247V84L250 85V87H249V88H250V90H249V94H250V91H252V89L255 90V88L253 87L254 85L252 86ZM262 78H263V77H262ZM262 78L259 77V79H262ZM143 79H144V78H143ZM174 79H175V78H174ZM194 79H196V78H194ZM201 79H202V78H201ZM220 79H221V78H220ZM228 79H229V78H228ZM230 79H231V78H230ZM246 79H247V78H246ZM255 79H256V78H255ZM0 80H1V79H0ZM11 80H12V79H11ZM16 80H17V79H16ZM168 80H169V79H168ZM176 80H178V79H176ZM208 80H209V79H208ZM248 80H249V79H248ZM13 81H14V80H13ZM174 81H175V80H174ZM174 81H172V82H174ZM192 81H193V80H192ZM224 81L226 82V80H223L222 82H224ZM245 81H246V80H245ZM256 81H257V83H259L258 80H256ZM256 81H255V82H256ZM260 81H261V80H260ZM262 81H263V80H262ZM262 81H261V83H262ZM21 82H22V81H21ZM176 82H178V81H176ZM183 82H184V81H183ZM188 82H189V81H188ZM188 82H187V83H188ZM190 82H191V81H190ZM196 82H197V81H196ZM202 82H204V81H201V83H202ZM205 82H206V81H205ZM208 82H209V81H208ZM228 82H229V81H227V84H228ZM246 82H247V81H246ZM255 82H254V83H255ZM191 83H192V82H191ZM194 83H195V82H194ZM194 83H192V84H194ZM201 83H199V84H201ZM261 83H260V84H261ZM22 84H23V83H22ZM45 84H47V83H45ZM172 84H174V83H172ZM172 84H171V85H172ZM175 84H176V83H175ZM177 84H178V83H177ZM199 84H198V85H199ZM222 84H223V83H222ZM247 84H245V85L247 86ZM262 84H263V83H262ZM4 85H6V84H4ZM4 85H3V86H4ZM190 85H191V84H190ZM190 85H189V86H190ZM195 85H196V84H195ZM195 85H194V86H195ZM198 85H197V86H198ZM202 85L205 86L206 84H202ZM202 85H201V87H202ZM243 85H244V84H243ZM255 85H256V84H255ZM27 86H28V84H27ZM58 86H59V85H58ZM61 86H62V85H60V87H61ZM176 86H177V85H176ZM176 86H175V87H176ZM178 86H180V85H178ZM189 86H187V88H189ZM246 86H245V87H246ZM251 86H252V87H251ZM258 86H259V85H258ZM260 86H261V85H260ZM263 86H264V85H263ZM263 86H261L260 88H262ZM25 87H26V86H25ZM30 87H31V86H30ZM62 87H63V86H62ZM172 87H173V85H172ZM181 87H182V86H181ZM183 87L185 88V86H183ZM243 87H244V86H243ZM27 88H28V87H27ZM27 88H24V89H27ZM31 88H32V87H31ZM31 88H30V90L32 91ZM36 88H37V87H36ZM40 88H41V87H40ZM40 88H39V89H40ZM57 88H58V87H57ZM187 88H186V89H187ZM196 88H197V87H196ZM241 88H242V87H241ZM257 88H258V87H257ZM263 88H264V87H263ZM4 89H7V88H4ZM18 89H19V88H18ZM190 89H192V87H191ZM193 89H194V88H193ZM193 89H192V90H193ZM246 89H247V87H246ZM1 90H2V89H1ZM10 90H11V89H10ZM36 90H37V89H36ZM247 90H248V89H247ZM247 90H245V92H244V91H241V90H240V91H241V92H244V93H246V92L248 93ZM254 90H253V91H254ZM22 91H23V90H21V92H22ZM31 91H30V92H31ZM56 91H57V90H56ZM16 92H17V91H16ZM33 92H34V91H33ZM40 92H41V91H40ZM241 92H240V93H241ZM257 92H258V91H257ZM14 93H15V92H14ZM22 93H24V92H22ZM27 93H28V92H27ZM34 93H35V92H34ZM36 93H37V92H36ZM49 93H50V92H49ZM52 93H53V92H52ZM57 93H58V96H59V91H57ZM60 93H61V92H60ZM183 93H184V92H183ZM244 93H242V94L244 95ZM2 94H3V92H2ZM30 94H31V93H30ZM40 94H41V93H40ZM40 94H39V95H40ZM47 94H48V93H47ZM55 94H56V92H55ZM65 94H66V93H65ZM257 94H258V93H257ZM4 95H5V93H4ZM27 95H28V94H27ZM48 95H49V94H48ZM50 95H51V94H50ZM36 96H37V95H36ZM42 96H43V95H42ZM245 96H247V95H245ZM249 96H250V95H249ZM251 96H252V95H251ZM255 96H256V95H254V97H255ZM0 97H1V96H0ZM27 97H28V96H27ZM46 97H47V95H46ZM46 97H45V98H46ZM61 97H62V94H61ZM202 97H203V96H202ZM252 97H253V96H252ZM2 98H3V97H2ZM6 98H7V97H6ZM9 98H10V97H9ZM9 98H8V100H9ZM34 98H36V97H34ZM38 98H40V97H38ZM43 98H44V97H43ZM47 98H48V97H47ZM53 98H56V97H53ZM64 98H65V97H64ZM64 98H63V99H64ZM74 98H75V97H74ZM185 98H186V97H185ZM197 98H198V97H197ZM197 98H196V99H197ZM199 98L201 99V97H199ZM245 98H246V97H245ZM248 98H249V97H248ZM50 99H51V98H49V101H48V100H47V101H48V102H52V103H50V105H49V103H48V107H51V106H52V109H54V108L56 109V105H55V107H53L54 104H55L56 99H55V101H53L54 99L50 101ZM58 99H59V98H58ZM65 99H66V98H65ZM67 99H68V98H67ZM67 99H66V100H67ZM76 99H77V98H76ZM243 99H244V98H243ZM246 99H247V98H246ZM27 100H28V99H27ZM32 100H33V99H32ZM40 100H42V99H40ZM59 100H60V99H59ZM59 100H58V101H59ZM187 100H188V99L186 98V101H187ZM201 100H203V99H201ZM205 100H206V98H205ZM205 100H204V101H205ZM263 100H264V99H263ZM2 101H4V99H2ZM21 101H22V100H21ZM30 101H31V100H30ZM30 101L28 100V102H30ZM33 101H34V100H33ZM44 101H45V100H44ZM61 101H62V98H61ZM61 101H59V102L61 103ZM63 101H64V100H63ZM63 101H62V102H63ZM71 101H73V100H71ZM71 101H70V103H72ZM75 101H76V100H75ZM206 101H207V100H206ZM209 101H210V100H209ZM245 101H246V100H245ZM249 101H250V100H249ZM254 101H255V100H253V103H255ZM256 101H257V100H256ZM19 102H20V101H19ZM26 102H27V101H26ZM28 102H27V103H28ZM42 102H43V101H42ZM56 102H57V101H56ZM66 102H67V101H66ZM188 102H189V101H188ZM201 102H202V101H201ZM201 102L199 103L200 105H201ZM250 102H251V101H250ZM257 102H258V101H257ZM5 103H6V102H5ZM33 103H34V102H33ZM38 103H39V102H38ZM73 103H74V102H73ZM77 103H78V102H77ZM189 103H190V102H189ZM189 103H188V105H189ZM196 103H197V101H196ZM208 103L210 104V102H208ZM214 103H215V102H214ZM216 103H217V102H216ZM216 103H215V104H216ZM247 103H248V102H247ZM23 104H24V103H23ZM29 104H31V103H29ZM35 104H36V103H35ZM52 104H53V105H52ZM58 104H59V103H58ZM62 104L64 105L65 103H62ZM186 104H187V103H186ZM190 104H191V103H190ZM192 104H193V103H192ZM199 104H198V105H199ZM203 104H204V103H203ZM209 104H208V105H209ZM217 104H218V103H217ZM217 104H216V105H217ZM256 104H257V103H256ZM7 105H8V104H7ZM11 105H12V103H11ZM31 105H33V104H31ZM42 105H43V104H42ZM76 105H77V104H76ZM188 105H187V106H188ZM198 105H197V106L195 105L196 108L198 107ZM204 105H205V104H204ZM204 105H203V107H204ZM222 105H223V104H222ZM250 105L252 106L251 103H250ZM250 105H249V106H250ZM1 106H2V105H1ZM1 106H0V108H1ZM3 106H4V104H3ZM3 106H2V107H3ZM5 106H6V105H5ZM22 106H23V105H21V107H22ZM28 106H29V105H28ZM44 106H45V105H44ZM59 106H60V104H59ZM192 106H193V105H192ZM201 106H202V105H201ZM206 106H207V105H206ZM212 106H215V105H212ZM212 106H211V107H212ZM257 106H258V104H257ZM263 106H264V105H263ZM6 107H7V106H6ZM6 107H5V108H6ZM29 107H30V106H29ZM29 107H27V108H29ZM57 107H58V105H57ZM60 107H62V106H60ZM185 107H186V106H185ZM189 107H190V106H189ZM189 107H188V108H189ZM252 107H253V106H252ZM252 107H249V108H250L249 110H251ZM254 107H255V106H254ZM3 108H4V107H3ZM3 108H1V109H3ZM16 108L18 109V107H16ZM62 108H64V107H62ZM188 108H187V109H188ZM196 108H195V109H196ZM213 108H214V107H213ZM213 108H212V109H213ZM216 108H217V106H216ZM218 108H219V107H218ZM263 108H264V107H263ZM9 109H10V108H9ZM43 109H44V108H43ZM77 109H79V108H77ZM198 109H200V108H198ZM198 109H196V110L198 111ZM6 110H7V109H6ZM24 110H25V109H24ZM39 110H40V109H39ZM60 110H62V109H60ZM183 110H184V109H183ZM253 110H256V109L253 108ZM58 111H59V109H58ZM58 111H51V113L53 112V114H52V118H54V116H57V115H58V114L56 113V112H58ZM79 111H80V110H79ZM79 111H78V112H79ZM185 111H186V110H185ZM188 111H189V110H188ZM203 111H205V110H203ZM13 112H15V111H14V108H13ZM23 112H24V111H23ZM37 112H38V111H37ZM37 112H35V113H37ZM39 112H40V111H39ZM41 112H42V111H41ZM54 112H55L57 115H56ZM61 112H63V111H61ZM61 112H60V115L62 114ZM192 112H194V111H192ZM253 112L255 113V111H253ZM9 113H10V112H9ZM47 113H48V114L45 115V116H46L45 119L48 117V115L51 116V113H50V112H47ZM49 113H50V114H49ZM63 113H65V110H64ZM66 113H67V112H66ZM71 113H72V112H71ZM189 113H190V112H188V114H189ZM203 113H204V112H203ZM0 114H1V113H0ZM5 114H6V113H5ZM5 114H4V115H5ZM12 114H13V113H12ZM38 114H39V113H38ZM42 114H43V113H42ZM54 114H55V115H54ZM73 114H74V113H73ZM76 114H77V113H75V115H76ZM78 114H79V113H78ZM188 114H187V115H188ZM194 114L196 115V113H194ZM194 114H193V115H194ZM205 114H206V113H205ZM251 114H252V113H251ZM43 115H44V114H43ZM62 115H63V114H62ZM66 115H68V113H67ZM66 115H65V116H66ZM182 115H183V114H182ZM195 115H194V116H195ZM197 115H198V114H197ZM197 115H196V116H197ZM202 115H203V114H202ZM5 116H7V115H5ZM13 116H15V115H13ZM183 116H184V115H183ZM189 116H190V115H189ZM194 116H193V118H194ZM200 116H201V115H200ZM253 116H255V115H253ZM253 116H252V117H253ZM1 117H3V116H1ZM39 117H40V116H39ZM39 117H38V118H39ZM57 117H59V115H58ZM61 117H62V116H61ZM61 117H60L59 119H61ZM63 117H64V116H63ZM180 117H181V116H180ZM191 117H192V116H191ZM206 117H207V116H206ZM5 118H6V117H5ZM11 118H12V117H11ZM28 118H30V117H28ZM40 118H41V117H40ZM52 118L48 117V119H49V120H48L49 123H48V122H46V120L44 119V116H43L44 121H45L46 123H48L47 125H49V124L52 123V122H53V123L55 122V121H54L55 118H54L53 120H52ZM64 118H65V117H64ZM181 118H182V117H181ZM197 118H200V117H197ZM202 118H203V117H202ZM254 118H255V117H254ZM31 119H32V118H31ZM57 119H58V118H57ZM59 119H58V120H59ZM154 119H155V118H153V120H154ZM211 119H213V118H211ZM6 120H7V119H6ZM16 120H17V118H16ZM19 120H20V119H19ZM25 120H29V119H25ZM40 120H41V119H40ZM51 120H52V122H51ZM150 120H152V119H150ZM150 120H149V121H150ZM157 120H158V119H157ZM200 120H201V118H200ZM203 120H204V119H203ZM208 120H209V119H208ZM262 120H263V119H262ZM4 121H5V119H4ZM9 121H10V120H9ZM38 121H39V120H38ZM42 121H43V120H41V123H42ZM59 121H60V120H59ZM62 121H64V120H61V122H62ZM182 121H183V119H181V122H182ZM198 121H199V120H198ZM204 121H205V120H204ZM210 121H212V120H209V122H210ZM250 121H251V120H250ZM10 122H11V121H10ZM31 122H32V120H31ZM186 122H187V120H186ZM186 122H185V123H186ZM1 123H2V122H0V127H1ZM17 123H19V122H17ZM25 123H26V122H25ZM32 123H33V122H32ZM34 123H35V122H34ZM46 123H45V124H46ZM53 123H52V124H53ZM55 123H56V122H55ZM151 123H152V122H151ZM151 123L149 122V124H151ZM154 123H155V122H154ZM157 123H158V122H157ZM179 123H180V122H179ZM187 123H188V122H187ZM250 123H251V122H250ZM6 124H7V123H6ZM20 124H21V123H20ZM28 124H29V123H28ZM42 124H43V123H42ZM177 124H178V123H177ZM211 124H212V123H211ZM253 124H254V123H253ZM253 124H252V126H254ZM260 124H261V123H260ZM262 124H263V123H262ZM11 125L13 126V124H11ZM30 125H31V124H30ZM34 125H35V124H34ZM38 125H39V124H38ZM59 125H60V124H59ZM146 125H147V124H146ZM159 125H160V124H159ZM172 125H173V124H172ZM172 125H171V127H172ZM180 125H181V124H180ZM185 125H187V124H185ZM185 125H184V124L181 125L183 129H181V127H180V129H181L182 132H184V131H185L184 129L187 128V126H186L185 128L183 127V126H185ZM203 125H206V124H203ZM209 125H210V124H209ZM212 125H213V124H212ZM215 125H217V124H215ZM250 125H251V124H250ZM250 125H249V126H250ZM257 125H258V124H257ZM6 126H7V125H5V127H6ZM23 126H24V124H23ZM41 126H42V125H41ZM50 126H51V124L49 125V127H50ZM57 126H58V125H57ZM148 126H149V125H148ZM157 126H158V125H156L155 127H157ZM167 126H168V125H167ZM174 126H175V125H173V128H172V129H174ZM210 126H211V125H210ZM210 126H209V129H212V128H210ZM218 126H219V125H218ZM218 126H217V127H218ZM249 126H248V127H249ZM2 127H3V126H2ZM19 127H20V126H19ZM21 127H22V126H21ZM39 127H40V125H39ZM45 127L47 128V126H45ZM51 127H52V126H51ZM54 127H55V126H54ZM189 127H190V126H189ZM215 127H216V126H215ZM223 127H224V126H223ZM229 127H230V126H229ZM229 127H227V128H229ZM33 128H34V127H33ZM40 128H41V127H40ZM40 128H38V129H40ZM148 128H149V127H148ZM151 128L153 129V127H151ZM151 128H150V129H151ZM176 128H177V127H175V129H176ZM203 128H205V127L203 126ZM219 128H220V126H219ZM253 128H254V127H253ZM262 128H264V127L262 126ZM0 129H5V128H0ZM19 129H21V128H19ZM25 129H26V127H25ZM38 129H36V130H38ZM53 129H54V128H53ZM161 129H162V130H163V129H166V130H167V128H161ZM169 129H170V127H169ZM206 129H207V128H206ZM213 129H214V127H213ZM223 129H225V128H223ZM229 129L232 130V128H229ZM9 130H10V129H9ZM9 130H6V131H9ZM23 130H24V129H23ZM28 130H31V129H28ZM28 130H26V131H28ZM33 130H34V129H33ZM42 130H43V129H42ZM46 130H48V129H46ZM60 130H61V128H60ZM157 130H158V129H157ZM166 130H164V131H166ZM183 130H184V131H183ZM207 130H208V129H207ZM215 130H216V129H215ZM220 130H221V129H220ZM253 130H254V129H253ZM259 130H260V128H259ZM259 130H258V133H260V132L263 133V132H262L263 130L260 131V132H259ZM1 131H2V130H1ZM18 131H19V130H17V132H18ZM26 131H25V132H26ZM159 131H160V130H159ZM169 131H170V130H169ZM178 131H179V128H178L177 132H178ZM181 131H179V132H181ZM187 131H188V130H187ZM200 131H202V130H200ZM204 131H205V130H204ZM223 131H225V130H223ZM227 131H228V130H227ZM21 132H22V131H21ZM23 132H24V131H23ZM28 132H29V131H28ZM28 132H27V133H28ZM31 132H32V131H31ZM37 132L39 133L40 131H37ZM41 132H42V131H41ZM44 132H45V131H44ZM49 132H50V131H49ZM171 132H173V131L171 130ZM175 132H176V131H175ZM218 132H219V131H218ZM252 132H253V131H252ZM255 132H256V127H255ZM9 133H11V132H9ZM12 133H13V132H12ZM15 133H16V132H15ZM29 133H30V132H29ZM33 133H34V132H33ZM45 133H46V132H45ZM51 133H52V132H51ZM57 133H58V132H57ZM184 133H186V132H184ZM184 133H183V134H184ZM190 133H191V132H190ZM202 133H203V132H202ZM204 133H205V132H204ZM208 133H209V132H208ZM208 133H207V134H208ZM210 133H211V131H210ZM214 133H215V132H214ZM223 133H224V132H223ZM229 133H231V131H230ZM261 133H260V134H261ZM4 134H5V133H4ZM39 134H40V133H39ZM42 134H43V133H42ZM176 134H178V133H176ZM179 134H180V133H179ZM179 134H178V135H179ZM188 134H189V133H187L186 135L188 136ZM207 134H206V135H207ZM211 134H213V133H211ZM221 134H222V133H221ZM225 134H226V133H225ZM227 134H228V133H227ZM260 134H259V135H260ZM2 135H3V134H2ZM6 135H7V134H6ZM12 135H13V134H12ZM15 135H16V134H15ZM22 135H23V134H22ZM26 135H27V134H26ZM189 135H190V134H189ZM216 135H219V133L216 134ZM222 135H223V134H222ZM3 136H4V135H3ZM3 136H2V137H3ZM8 136H9V135H8ZM13 136H14V135H13ZM13 136H12V137H13ZM28 136H30V135H28ZM35 136H36V135H35ZM181 136H182V134H181ZM229 136H231V135H229ZM253 136H254V134H253ZM261 136H263V134H262ZM9 137H10V136H9ZM17 137H18V136H16V138H17ZM23 137H24V136H23ZM23 137H22V138H23ZM42 137H43V136H42ZM45 137H46V135H45ZM183 137H184V136H183ZM189 137H190V136H189ZM189 137H187V138H189ZM192 137H193V136H192ZM219 137H221V136L219 135ZM226 137H227V136H226ZM255 137H256V136H255ZM263 137H264V136H263ZM263 137H262V139H263ZM16 138H15V139H16ZM25 138H26V137H25ZM27 138H28V137H27ZM49 138H50V137H49ZM43 139H44V138H43ZM50 139H52V138H50ZM195 139H196V138H195ZM195 139H193V140H195ZM215 139H216V138L214 137V140H215ZM222 139H223V138H222ZM222 139H218V140L221 141ZM227 139H228V138H227ZM256 139H257V137H256ZM1 140H2V139H1ZM5 140H6V139H5ZM7 140H9V139H7ZM23 140H24V139H23ZM27 140H30V139H27ZM27 140H26V142H27ZM32 140H34L33 137H32ZM35 140H36V139H35ZM40 140H41V139H40ZM40 140H39V141H40ZM46 140H48L47 137H46ZM199 140H201V139H199ZM224 140H225V142H226V139H224ZM17 141H18V140H17ZM44 141H45V140H44ZM44 141H42V143H41V141H40L41 145L44 143ZM189 141H191V140L189 139ZM197 141H198V140H197ZM197 141H196V142H197ZM219 141H217V142L219 143ZM228 141H229V140H228ZM4 142H5V141H4ZM29 142H30V141H29ZM45 142H46V143H44V144H47V143H48V141H45ZM217 142L215 141V143H217ZM13 143H14V142H13ZM19 143H20V142H19ZM23 143H24V142H23ZM30 143H31V142H30ZM30 143H29V144H30ZM207 143H208V141H207ZM215 143H214V144H215ZM220 143H221V142H220ZM258 143H259V142H258ZM0 144H1V143H0ZM36 144H37V143H36ZM189 144H191V143H189ZM198 144H200V142H199ZM198 144H197V145H198ZM223 144H224V143H223ZM1 145H3V144H1ZM15 145H18V144H15ZM22 145H24V144H22ZM41 145H40V147H41ZM50 145H51V144H50ZM202 145H204V144H202ZM202 145H201V146H202ZM217 145H218V146H221V144H220V145L217 144ZM225 145H226V143H225ZM261 145H262V144H261ZM4 146H5V145H4ZM10 146H11V145H10ZM46 146H47V145H46ZM46 146H43V147L47 148ZM48 146H49V144H48ZM190 146H191V147H194V146H192V145H190ZM204 146H205V145H204ZM214 146H216V145H214ZM223 146H224V145H223ZM257 146H258V145H257ZM1 147H2V146H1ZM1 147H0V150H2ZM21 147H22V146H21ZM31 147H32V146H31ZM40 147H39V148H40ZM209 147H210V145L208 146V148H209ZM224 147H225V146H224ZM258 147H259V146H258ZM15 148H16V147H15ZM35 148H36V146H35ZM54 148H55V147H54ZM203 148H204V147H203ZM213 148H214V147H213ZM225 148H226V147H225ZM225 148H224V149H225ZM42 149H44V148H42ZM51 149H52V148H51ZM55 149H56V148H55ZM174 149H175V148H174ZM190 149H191V148H190ZM205 149H206V146H205ZM217 149H219V148H217ZM220 149H221V148H220ZM224 149H223V150H224ZM254 149H255V148H254ZM8 150H9V149H8ZM10 150H11V149H10ZM14 150H15V149H14ZM16 150H18V149H16ZM26 150H27V149H26ZM33 150H34V149H33ZM126 150H127V149H126ZM129 150H131V149H129ZM201 150L204 151L203 149H201ZM209 150H210V149H209ZM221 150H222V149H221ZM256 150H257V149H256ZM258 150H260V149H258ZM41 151H42V150H41ZM52 151H53V150H52ZM52 151H51V152H52ZM123 151H125V150H123ZM134 151H135V150H134ZM202 151H201L200 153H201V154H205V152H202ZM215 151L217 152V150H215ZM254 151H255V150H254ZM38 152H40V150H39ZM38 152H37V153H38ZM191 152H192V151H191ZM193 152H196V150L193 151ZM197 152H198V151H197ZM207 152H208V149H207ZM3 153H4V151H3ZM5 153H7V151H6ZM22 153H23V152H22ZM22 153H21V155H22ZM28 153H29V152H28ZM42 153L44 154L43 151H42ZM172 153H173V152H172ZM178 153H179V152H178ZM189 153H190V152H189ZM254 153H255V152H254ZM7 154H9V152H8ZM14 154H15V153H14ZM17 154H18V153H16V155H17ZM33 154H36V153H33ZM33 154H32V156H33ZM49 154H51V153H49ZM56 154H57V153H56ZM112 154H113V153H112ZM115 154H116V153H115ZM125 154H126V153H125ZM147 154H148V153H147ZM174 154H175V153H174ZM174 154H173V155H174ZM176 154H177V152H176ZM176 154H175V155H176ZM181 154H183V153H181ZM196 154H198V153H196ZM209 154H210V153H209ZM219 154H220V152H219ZM221 154H222V153H221ZM224 154H225V153H224ZM38 155H40V154H38ZM51 155H52V154H51ZM178 155H179V154H178ZM186 155H187V154H186ZM188 155H189V154H188ZM191 155H192V154H191ZM194 155H195V154H194ZM222 155H223V154H222ZM222 155H221V156H222ZM256 155H258V154H256ZM2 156H3V154H2ZM11 156H12V155H11ZM36 156H37V155H36ZM45 156H46V155H45ZM47 156H49V155H47ZM52 156H53V155H52ZM52 156H51V157H52ZM54 156H55V155H54ZM112 156H113V155H112ZM150 156L153 157L152 154H151ZM150 156H149V157H150ZM189 156H190V155H189ZM192 156H193V155H192ZM195 156H196V155H195ZM195 156H194V157H195ZM199 156H200V155H199ZM199 156H198V157H199ZM201 156L205 157V155H201ZM207 156H208V155H207ZM207 156H206V157H207ZM216 156H217V154H216ZM216 156H215V157H216ZM218 156H219V155H218ZM249 156H251V155L249 154ZM8 157H9V156H8ZM25 157H26V156H25ZM33 157H34V156H33ZM33 157H32V158H33ZM145 157H146V156H145ZM155 157H156V156H155ZM155 157H154V158H155ZM178 157H179V156H178ZM196 157H197V156H196ZM203 157H202V158H203ZM206 157H205V158H206ZM215 157H214V158H215ZM251 157H252V156H251ZM251 157H250V158H251ZM258 157H260L261 159L263 158V157H261V153H260V156H258ZM157 158H159V157L157 156ZM176 158H177V155H176ZM182 158H184V157L182 156ZM185 158H186V157H185ZM185 158H184V160H186ZM202 158H199V159H202ZM205 158H204V160H203V161L205 162V164H206L207 162L210 163L209 161H207L208 157L206 158V160H205ZM221 158H222V157H221ZM253 158H256V157H253ZM260 158H259V159H260ZM1 159H2V160H0L1 162L4 161L3 157H1ZM27 159H30V158H26V160H27ZM33 159H34V158H33ZM146 159H147V158H146ZM170 159H172V158L170 157ZM177 159L180 160L181 158L179 157V158H177ZM189 159H190V158H189ZM209 159H210V157H209ZM209 159H208V160H209ZM230 159H232V158L230 157ZM233 159H234V157H233ZM244 159H245V158H244ZM259 159H258V160H259ZM21 160H22V159H21ZM31 160H32V159H31ZM167 160H169V159H167ZM172 160H174V159H172ZM172 160H170V161H172ZM182 160H183V159H182ZM216 160H217V159H216ZM221 160H222V159H221ZM245 160H247V159H245ZM253 160H254V159H253ZM258 160L256 159L257 162H258ZM262 160H263V159H262ZM18 161H19V160H18ZM18 161H17V162H18ZM150 161H152V160L150 159ZM157 161L159 162V160H157ZM175 161H176V160H174L173 162H175ZM197 161H198V160H197ZM197 161H196V162H197ZM203 161H200V162L202 163ZM210 161H211V160H210ZM226 161L228 162V160H226ZM233 161H234V160H233ZM235 161H237V160L235 159ZM238 161H239V160H238ZM251 161H252V160H251ZM251 161H250V163H251ZM11 162H12V161H11ZM21 162H22V161H21ZM153 162H155V163L157 164V162L154 161V159H153ZM162 162H163V161H162ZM165 162H166V161H165ZM165 162H164V163H165ZM173 162H170L171 166H172V163H173ZM184 162H185V161H184ZM204 162H203V163H204ZM211 162H213V159H212ZM222 162H224V161H222ZM222 162H221V163H222ZM230 162H231V161H230ZM242 162H243V160H242ZM257 162H256L255 164H257ZM259 162H260V161H259ZM19 163H20V162H19ZM155 163H154V164H155ZM167 163L169 164V162H167ZM167 163H165V165H166ZM198 163H199V162H198ZM218 163H219V162H218ZM8 164H9V163H8ZM13 164H16V162H15V163L13 162ZM183 164H184V163H183ZM190 164H191V163H190ZM205 164H204V165H205ZM213 164H216V163H213ZM219 164H220V163H219ZM224 164H226V163H224ZM232 164H233V163H232ZM234 164H236V163H234ZM237 164H238V163H237ZM239 164H240V163H239ZM255 164H254V166H255ZM16 165H17V164H16ZM191 165H192V164H191ZM191 165H190V166H191ZM194 165H198V164L195 163ZM194 165H193V166H194ZM220 165H221V164H220ZM220 165H219L218 167H220ZM245 165H246V164H245ZM251 165H252V164H251ZM0 166H1V164H0ZM10 166H11V164L9 165V168H11ZM14 166H15V165H14ZM156 166H157V165H156ZM185 166H186V165H185ZM222 166H223V165H222ZM234 166H235V165H234ZM247 166H248V164H247ZM257 166H258V165H257ZM261 166H262V165H261ZM263 166H264V165H263ZM2 167H3V166H2ZM12 167H13V166H12ZM16 167H17V166H16ZM19 167H20V166H19ZM160 167H163L161 163H160ZM160 167H159V169H160ZM165 167H167V166H165ZM181 167H182V166H181ZM181 167H180V169H182ZM191 167H192V166H191ZM203 167H205V166H203ZM203 167H202V168H203ZM224 167H225V165H224ZM224 167H223V168H224ZM228 167H229V166H228ZM235 167H238V166L236 165ZM240 167H241V166H240ZM6 168H7V167H6ZM6 168H5V169H6ZM170 168H171V167H170ZM170 168H167V169H170ZM192 168H193V167H192ZM195 168H196V167H194V169H195ZM206 168H207V167H206ZM206 168H205V169H206ZM210 168H211V167H210ZM213 168H216V166H215V167L213 166ZM221 168H222V167H221ZM230 168H231V166H230ZM247 168H249V167H247ZM252 168H254V167H252ZM18 169H19V168H18ZM163 169H164V168H163ZM180 169H178V170H180ZM183 169H184V168H183ZM200 169H201V168H200ZM200 169H198V171H199ZM218 169H219V168H217V170H218ZM225 169H228V168H224V170H225ZM232 169H233V168H232ZM249 169L252 170L251 168H249ZM249 169H248V170H249ZM256 169H257V168H256ZM259 169L261 170V168H259ZM262 169H263V168H262ZM8 170H9V169H7V171H8ZM13 170H14V169H13ZM13 170L11 169V170H9V171L14 172ZM15 170H17V168H16ZM139 170H141V169H139ZM172 170H173V168H172ZM174 170H175V169H174ZM186 170H187V169H186ZM188 170H189V169H188ZM195 170H196V169H195ZM195 170H194V171H195ZM211 170H212V169H211ZM222 170H223V169H222ZM235 170H237V168H236ZM235 170H234V171H235ZM250 170H249V171H250ZM260 170H258L259 173H260ZM0 171H1V170H0ZM137 171H138V170H137ZM141 171H142V170H141ZM141 171H140V172H141ZM160 171H161V169H160ZM190 171H192V170H190ZM190 171H189V172H190ZM198 171H197V172H198ZM200 171H201V170H200ZM200 171H199V172H200ZM203 171H204V170L202 169V172H203ZM206 171H207V170H206ZM214 171L216 172L215 169H214ZM218 171H219V170H218ZM220 171H221V170H220ZM220 171H219V172H220ZM255 171H256V170H255ZM263 171H264V170H263ZM3 172H5V171H2V173H3ZM11 172H9V173H11ZM202 172H201V173H202ZM207 172H208V171H207ZM250 172H251V171H250ZM5 173H8V172H5ZM5 173H4V175H5ZM15 173H16V172H15ZM135 173H136V172H135ZM138 173H139V172H138ZM145 173H146V172H145ZM176 173H178V172H176ZM186 173H187V172H186ZM204 173H205V171H204ZM204 173H203V174H204ZM210 173H212V172H210ZM238 173H239V172H237V174H238ZM240 173H241V172H240ZM259 173H258V174H259ZM262 173H263V172H262ZM143 174H144V173H142L141 176H142ZM150 174H151V173H150ZM154 174H155V173H154ZM181 174H183V173H181ZM198 174H199V173H198ZM203 174H201V175H203ZM207 174H208V173H207ZM230 174H232V173H230ZM230 174H229V175H230ZM251 174H252V173H251ZM253 174H254V173H253ZM7 175H8V174H7ZM7 175H6V178H7ZM10 175H11V174H10ZM138 175H139V174H138ZM144 175L146 176V174H144ZM156 175H157V174H156ZM178 175H179V174H178ZM183 175H184V174H183ZM190 175H191V174H190ZM229 175H228V176H229ZM254 175H256V174H254ZM259 175H260V174H259ZM263 175H264V174H263ZM263 175H262V176H263ZM0 176H2V175L0 174ZM11 176H12V175H11ZM136 176H137V175H136ZM159 176H160V175H158V177H159ZM175 176H176V175H175ZM185 176H186V175H185ZM191 176H192V175H191ZM194 176H195V175H194ZM233 176H234V175H233ZM240 176H241V175H240ZM2 177H3V176H2ZM2 177H0V178H2ZM13 177H14V174H13ZM137 177H138V176H137ZM139 177H140V176H139ZM139 177H138V178H139ZM146 177H147V176H146ZM154 177H155V176H154ZM178 177H179V176H178ZM244 177H245V176H244ZM255 177H256V176H255ZM258 177H259V176H258ZM6 178L4 177L5 180H6ZM141 178L143 179V177H141ZM152 178H153V177H152V174H151V179H152ZM189 178H190V176H189ZM231 178H232V177H231ZM237 178H239V177L237 176ZM249 178H251V179L253 180L252 177H249ZM7 179H9V178H7ZM10 179H11V178H10ZM139 179H140V178H139ZM144 179H145V178H144ZM144 179H143V180H144ZM148 179H149V177H148ZM162 179L164 180V178H162ZM182 179H183V178H182ZM182 179H181V180H182ZM187 179H188V178H187ZM218 179H219V178H218ZM240 179H241V178H240ZM240 179H238V181H239ZM1 180H3V178H2ZM145 180H146V179H145ZM152 180H153V179H152ZM163 180H162V181H163ZM169 180H170V179H169ZM169 180H168V181H169ZM146 181H147V180H146ZM150 181H151V180H150ZM153 181H154V180H153ZM155 181H157L156 178H155ZM155 181H154V182H155ZM160 181H161V180H160ZM162 181H161V182H162ZM165 181H166V180H165ZM184 181H186V180H184ZM217 181H218V180H217ZM224 181H225V180H223V182H224ZM230 181H231V179H230ZM238 181H237V183H238ZM258 181H259V180H258ZM260 181H261V180H260ZM260 181H259V183H261V184L264 182V180H263V182H260ZM13 182H14V181H13ZM20 182H23V181L20 180ZM26 182H27V181H26ZM173 182H174V181H173ZM173 182H171V183H172V187L175 186V185H173V184H174ZM219 182H220V180H219ZM235 182H236V181H235ZM249 182H250V181H249ZM253 182H255V181H253ZM5 183H6V182H5ZM8 183H9V182H8ZM23 183H24V182H23ZM139 183H141V182H139ZM155 183H156V182H155ZM157 183H159V182H157ZM168 183H169V182H167V184H168ZM171 183H170V184H171ZM215 183H217L216 180H215ZM242 183H243V182H242ZM251 183H252V181H251ZM256 183H257V182H256ZM6 184H7V183H6ZM14 184H15V182H14ZM142 184H143V183H142ZM147 184H148V185H147ZM147 184H146V186H149V184H151V183H147ZM159 184H160V183H159ZM213 184H214V183H213ZM213 184H212V185H213ZM243 184H244V183H243ZM261 184H260V185H261ZM0 185H1V184H0ZM3 185H5V184H3ZM7 185H8V184H7ZM11 185H12V183H11ZM157 185H158V184H157ZM168 185H169V184H168ZM214 185H215V184H214ZM224 185H226V183H224L223 186H224ZM229 185H230V184H229ZM233 185H234V184H233ZM246 185H247V184H246ZM256 185H257V184H256ZM256 185H255V187H256ZM23 186H24V185H23ZM143 186H144V185H143ZM170 186H171V185H169V186H166V185H165V187H170ZM223 186H222V187H223ZM230 186H231V185H230ZM230 186H229V187H230ZM235 186H236V183H235ZM239 186H242V185H239ZM247 186H248V185H247ZM257 186H258V185H257ZM2 187H3V186H2ZM27 187H28V186H27ZM30 187H31V186H30ZM149 187H151V186H149ZM149 187H147V188L149 189ZM153 187H156V186L153 185ZM225 187H226V186H225ZM225 187H224V188H225ZM231 187H232V186H231ZM5 188H6V187H5ZM151 188H152V187H151ZM151 188H150V189H151ZM159 188H160V187H159ZM161 188H163V186H162ZM214 188H215V187H214ZM227 188H228V187H227ZM235 188H236V187H235ZM243 188H244V187H243ZM245 188H246V187H245ZM257 188H258V187H257ZM1 189H2V188H1ZM7 189H9V188L7 187ZM12 189H13V188H12ZM14 189H15V188H14ZM14 189H13L12 191H15ZM23 189H24V188H23ZM145 189H146V188H144V190H145ZM150 189H149V191H150ZM156 189H157V187H156ZM172 189H173V188H172ZM172 189H171V190H172ZM176 189H177V188H176ZM176 189H175V190H176ZM219 189L221 190V188H220V184H219ZM254 189H255V188H254ZM260 189H262V188H260ZM18 190H19V189H18ZM159 190H160V189H159ZM161 190H162V189H161ZM165 190L168 191L167 188H166ZM165 190H164V192H165ZM175 190H173V192H174ZM216 190H217V189H216ZM222 190H224V189H222ZM228 190H229V189H228ZM242 190H243V189H242ZM245 190H246V189H245ZM247 190H250V192L248 191L250 194H248V192L245 191V192H247V193H245V195H247V198H248V195H252V196L255 198V195H253L254 190H252L251 187H250V189L247 188ZM256 190H258V189H256ZM0 191H2V190H0ZM3 191L6 192L7 190H6V191L3 190ZM9 191H10V190H9ZM19 191H20V190H19ZM21 191H22V190H21ZM21 191H20V192H21ZM147 191H148V190H147ZM149 191H148V193H149ZM152 191H155V190H152ZM167 191H166V192H167ZM178 191H179V190H178ZM178 191H177V192H178ZM229 191H230V190H229ZM252 191H253V193H251ZM7 192H8V191H7ZM7 192H6V193H7ZM16 192H17V191H16ZM16 192H15V193H16ZM25 192H26V191H25ZM150 192H151V191H150ZM159 192H160V191H159ZM168 192H169V191H168ZM170 192H171V191H170ZM220 192H221V191H220ZM223 192H224V191H223ZM225 192H226V189H225ZM225 192H224V193H225ZM239 192H240V191H239ZM255 192H259V191H255ZM263 192H264V186H263ZM2 193H3V192H2ZM17 193H18V192H17ZM148 193H147V195H148ZM160 193H161V192H160ZM178 193H179V192H178ZM226 193H227V192H226ZM226 193H225V194H226ZM154 194H155V193H154ZM163 194H164V193H163ZM163 194H162V195H163ZM240 194H242V193H240ZM243 194H244V193H243ZM254 194H255V193H254ZM7 195H8V193H7ZM15 195H16V194H15ZM23 195H24V193H23ZM152 195H153V194H152ZM152 195H151V196H152ZM155 195H156V194H155ZM155 195H154V196H155ZM162 195H161V196H162ZM166 195H167V194H166ZM166 195L164 196V198H166ZM168 195H169V194H168ZM175 195H176V194H175ZM213 195H214V194H213ZM220 195H221V194H220ZM258 195H259V194H258ZM2 196H3V195H2ZM2 196H1V198H3ZM17 196H18V194H17ZM21 196H22V194H21ZM157 196H158V192H157ZM173 196H174V195H173ZM173 196H172V197H173ZM217 196H218V195H217ZM222 196H223V195H222ZM263 196H264V195H263ZM8 197H9V196H8ZM8 197H7V198H8ZM19 197H20V196H19ZM149 197H150V196H149ZM158 197H160V196H158ZM162 197H163V196H162ZM253 197H252V198H253ZM259 197H261V196H259ZM5 198H6V197H5ZM12 198H13V197H12ZM12 198H11V200H12ZM147 198H148V196H147ZM167 198H168V196H167ZM167 198H166V199H167ZM206 198H207V197H206ZM222 198H223V197H222ZM222 198H221V199H222ZM250 198H251V196H250ZM250 198H248V199L251 200L252 198H251V199H250ZM256 198H258V196H257ZM151 199H152V197H151ZM155 199H156V198H155ZM4 200H5V199H3V200L1 199V200H0V203H1V201H3V203H4ZM67 200H68V199H67ZM138 200H140V199H138ZM145 200H146V199H145ZM149 200H150V198H149ZM152 200H153V199H152ZM156 200H159V202H160V199L157 198ZM219 200H220V199H219ZM222 200L224 201V199H222ZM244 200H245V199H244ZM257 200H259V199H257ZM260 200H261V199H260ZM262 200H263V199H262ZM65 201H66V200H65ZM68 201H69V200H68ZM70 201H71V200H70ZM70 201H69V202H70ZM75 201H77V200H75ZM84 201H85V200H84ZM143 201H144V200H143ZM143 201H141L140 203H142ZM147 201H148V199H147ZM169 201H170V199H169ZM180 201H181V200H180ZM251 201H252V200H251ZM79 202H80V200H79ZM136 202H137V201H136ZM136 202H135V203H136ZM163 202L166 203L167 200H166V201L163 200ZM163 202H162V203H163ZM252 202H253V201H252ZM258 202H259V201H258ZM8 203H9V201H8ZM66 203H67V204H66ZM72 203H73V202H71L70 204H72ZM106 203H107V201H106ZM106 203H105V204H106ZM112 203H113V202H112ZM138 203H139V201H138ZM138 203H137V205H138ZM140 203H139V205L142 206L143 203H142V204H140ZM224 203H225V202H224ZM224 203H223V204H224ZM44 204H45V203H44ZM44 204H43V205H44ZM65 204L67 205V207L70 205V204H68L67 201L65 202ZM73 204H74V203H73ZM80 204H82V201L80 202ZM80 204H79V206H80ZM107 204H108V203H107ZM107 204H106V205H107ZM144 204H145V203H144ZM154 204H155V203H154ZM157 204H158V201H157ZM179 204L181 205V203H179ZM184 204H185V203H184ZM226 204H227V203H226ZM243 204H244V203H243ZM252 204H253V203H252ZM75 205H77V203H76ZM146 205H147V203H146ZM150 205H151V204H150ZM159 205H161V203H160ZM163 205H164V203H163ZM217 205H218V204H217ZM220 205H221V204H220ZM71 206H73V205H71ZM71 206H70V207H71ZM113 206H114V205H113ZM132 206H133V205H132ZM132 206H131V207H132ZM134 206H136V205H134ZM143 206H144V205H143ZM148 206H149V205H148ZM156 206H157V205L155 204V207H156ZM183 206H184V205H183ZM221 206H222V205H221ZM223 206H224V205H223ZM248 206H250V205L248 204ZM259 206H260V205H259ZM41 207H42V206H41ZM46 207H47V206H46ZM67 207H66V208H67ZM73 207H74V206H73ZM145 207H146V206H145ZM145 207H143V209H144ZM149 207H152V205L149 206ZM149 207L146 209L147 211H148ZM155 207L153 206L152 208H155ZM160 207H161V206H160ZM160 207H158V209H159ZM181 207H182V206H181ZM218 207H219V206H218ZM225 207H226V206H225ZM225 207H224V209H226ZM251 207H252V205H251ZM253 207H254V206H253ZM49 208H51V207H49ZM64 208H65V207H64ZM64 208H63V209H64ZM71 208H72V207H71ZM76 208H77V207H76ZM113 208H116V207H113ZM152 208H151V209H152ZM222 208H223V207H222ZM246 208H247V206H246ZM256 208H257V207H256ZM256 208L254 207L253 209L256 210ZM259 208H260V207H259ZM42 209H43V208H42ZM42 209H40V211H41ZM61 209H62V208H60V210H61ZM77 209H79V208H77ZM128 209H131V208H128ZM47 210H48V211L51 210V213L49 212V213H50L49 215H51V214L53 215L54 212H55V211L52 212V209H47ZM47 210H46V211H47ZM60 210H59V211H60ZM65 210H66V209H65ZM67 210H68V208H67ZM74 210L76 211L75 208H74ZM144 210H145V209H144ZM159 210H160V209H159ZM48 211H47V213H48ZM70 211H71V210H70ZM77 211H78V210H77ZM77 211H76V212H77ZM130 211H131V210H130ZM139 211H140V210H139ZM147 211H146L145 214H147ZM155 211H156V210H154L152 213L155 214ZM250 211H251V209H250ZM43 212L45 213V210H43ZM65 212H67V211H65ZM113 212H114V210H113ZM128 212H129V211H128ZM128 212H127V213H128ZM148 212H149V211H148ZM259 212H260V210H259ZM259 212H257V213H259ZM57 213H58V212H57ZM57 213L55 214V216H59V217H61V218H63L65 215L68 214V213H67V214H65V215L62 216V214H64V212H63L62 210L59 212V214L61 213L60 215H57ZM69 213H70V212H69ZM139 213H140V212H138V214H139ZM253 213H254V211H253ZM71 214H72V212H71ZM71 214H70V215H71ZM74 214H76V213L74 212ZM74 214H72L71 217H73ZM130 214H131V213H130ZM135 214H136V213H135ZM135 214H134V215H135ZM141 214H142V213H141ZM143 214H144V213H143ZM149 214H151V213H149ZM211 214H212V213H211ZM70 215H69V216H70ZM77 215H78V213H77ZM77 215H75V217H76ZM208 215H210V214H208ZM254 215H255V214H254ZM41 216H42V215H41ZM41 216H40V217H41ZM47 216H48V215H47ZM67 216H68V215H67ZM130 216H132V215H130ZM150 216H151V215H150ZM150 216H149V217H150ZM153 216H154V215H153ZM210 216H211V215H210ZM45 217H46V216H45ZM50 217H51V216H50ZM50 217H48V220L45 219V221H44V220H43V221L46 222V220H47V221L50 222V221H52V220L55 218V217H52V220H49V219H51ZM59 217H56V219H54V220H57ZM138 217H139V216H138ZM46 218H47V217H46ZM64 218H65V217H64ZM76 218H77V217H76ZM128 218H129V216H128ZM139 218H141V216H140ZM147 218H148V217L146 216V217L143 218V219H145L146 222L149 223V224H147L146 222H144V221H145V220H144L143 222L145 223V225H146V224H147V225H146V226L143 225L145 228H144V227L140 228L141 230H140L139 232H141V234L139 233V235L137 234V236H143V235H142V231H143V230H145V231H143V232H145V233H143V234H146V233H147V235L149 234V232H148V228H149V226H150V222H148L147 220H150V218H148V219H147ZM151 218H152V217H151ZM67 219H69V218H67ZM71 219H72V220H73V219L75 220V218H71ZM71 219H70V220H71ZM152 219H153V218H152ZM263 219H264V218H263ZM65 220H66V218H65V219H62V220H61L62 223H63V221H65ZM70 220H69V221H70ZM135 220H136V219H135ZM261 220H262V219H261ZM41 221H42V220H41ZM58 221L61 222L60 219H58ZM58 221H57V222L54 221V222L56 223V226L53 225V226L55 227V230H54V228H53L52 225H50V227H52V228H50L49 226H47L46 223H45V224H46L47 227L50 228V230H53V231L56 232V228H57L59 225H63V226H59V228L61 227V228H60L61 230L64 228V226H66V225L64 224L65 222H64L63 224H62V223H61V224H58ZM66 221H67V220H66ZM69 221H68V222H69ZM128 221H129V219H128ZM150 221L154 222L153 220H150ZM243 221H244V219H243ZM245 221H246V220H245ZM245 221H244V222H245ZM257 221H258V220H257ZM54 222H52V224H54ZM68 222H67V223H68ZM72 222H73V221H72ZM132 222H133V221H132ZM258 222H259V221H258ZM67 223H66V224H67ZM124 223H125V222H124ZM261 223H262V222H261ZM49 224H50V223H49ZM49 224H48V225H49ZM57 224H58V225H57ZM70 224H71V222H70ZM72 224H73V223H72ZM131 224H132V223H131ZM133 224H134V223H133ZM136 224H138V223H136ZM254 224H255V223H254ZM254 224H253V225H254ZM258 224H259V223H258ZM258 224H257V225H258ZM68 225H69V223H68ZM139 225H141L140 222H139ZM152 225H153V224H152ZM251 225H252V224H251ZM260 225H261V224H260ZM262 225H263V224H262ZM46 226H45V227H46ZM127 226H128V225H127ZM141 226H142V225H141ZM147 226H148V228H147ZM249 226H250V225H249ZM263 226H264V225H263ZM47 227H46V230H47ZM69 227H70V226H69ZM153 227H154V225H153ZM261 227H262V226H261ZM59 228H58V229H59ZM135 228H136V227H134V229H133V226L130 227V229H132V232H133L134 230H136V232H137V229H138V228H136V229H135ZM150 228H152V227H150ZM60 229H59L58 231H60ZM125 229H126V228H125ZM127 229H128V228H127ZM155 229H156V228H155ZM155 229H153V230H155ZM182 229H183V228H182ZM252 229H255V227L252 228ZM258 229H259V228H258ZM260 229H261V228H260ZM262 229H264V228L262 227ZM66 230H67V226H66ZM203 230H204V229H203ZM44 231H45V230H44ZM47 231H48V230H47ZM67 231H68V230H67ZM125 231H126V230H125ZM146 231H147V232H146ZM159 231H160V229H159ZM164 231H165V230H164ZM200 231H201V230H200ZM250 231H251V230H250ZM257 231H258V230H257ZM259 231H260V230H259ZM263 231H264V230H263ZM263 231H262V232H263ZM40 232H43V231H40ZM60 232H61V231H60ZM129 232H130V231H129ZM132 232H131V233H132ZM155 232H156V231H155ZM206 232H207V231H206ZM43 233H46V232H43ZM56 233H57V232H56ZM62 233H64V232L62 231ZM62 233H61V235H62ZM65 233H66V232H65ZM121 233H124V232H121ZM153 233H154V231H153ZM257 233H258V232H257ZM259 233H260V232H259ZM68 234H69V233H68ZM132 234H133V233H132ZM150 234H151V233H150ZM201 234H202V233H201ZM210 234H211V233H210ZM69 235H70V234H69ZM123 235H124V234H123ZM128 235H130V234H128ZM128 235H127V236H128ZM133 235H134L133 238H132V235H131V237H130V238H132V240H130V242H131V243L134 242L133 244L135 245V241H133V239H135V234H133ZM202 235H203V234H202ZM206 235H207V234H206ZM206 235H205V236H206ZM257 235H258V234H257ZM39 236H40V235H39ZM43 236H45V235H43ZM51 236H52V235H51ZM55 236H56V234H55ZM55 236H54V237H55ZM66 236H68V235H66ZM127 236H125L126 239H127ZM145 236H146V235H145ZM145 236H143V237H141V238H144ZM149 236H150V235H149ZM212 236H213V235H212ZM252 236H253V235H252ZM59 237H60V236H59ZM70 237H71V236H69V238H70ZM146 237H148V236H146ZM151 237H152V235H151ZM151 237H150V238H151ZM213 237H214V236H213ZM253 237H254V236H253ZM40 238H41V237H40ZM40 238H39V239H40ZM43 238H44V237H43ZM97 238H98V237H97ZM99 238H100V237H99ZM139 238H140V237H139ZM203 238H204V237H203ZM217 238H218V237H217ZM219 238H220V237H219ZM228 238H229V237H228ZM233 238H235V236H234ZM32 239H33V238H32ZM70 239H72V238H70ZM70 239H69V240H70ZM104 239H105V238H103V240H104ZM122 239H123V238H122ZM137 239H138V238H137ZM144 239H145V238H144ZM146 239H147V238H146ZM148 239H149V238H148ZM200 239H202V237H201ZM205 239H206V238H205ZM211 239H212V238H211ZM222 239H223V238H222ZM34 240H35V239H34ZM95 240H96V239H95ZM138 240H141V241H138V242H139V243H138L139 245H140V243H141L140 246H145V245H146L145 243H147L146 241H144V244H145V245H144V244L142 243V240H143V239H138ZM183 240H184V239H183ZM228 240H229V239H228ZM236 240H237V238H236ZM236 240H235V242H236ZM32 241H33V240H32ZM96 241H97V240H96ZM148 241H149V240H148ZM180 241H181V240H180ZM206 241L208 242V240H206ZM209 241H211L210 238H209ZM219 241H220V240H219ZM232 241H233V240H232ZM37 242H39V241H37ZM37 242H36V243H37ZM40 242H43V241L41 240ZM126 242H127V241H126ZM230 242H231V239H230ZM92 243H93V241H92ZM128 243H129V242H128ZM128 243H127V244H128ZM131 243H130V244H131ZM181 243H182V242H181ZM203 243H204V241H203ZM210 243H211V242H210ZM233 243H234V242H233ZM233 243H232V244H233ZM41 244H42V243H41ZM96 244H97V243H96ZM98 244H99V243H98ZM102 244H104V243H102ZM102 244H101V245H102ZM133 244H131V246H132ZM142 244H143V245H142ZM188 244H189V243H188ZM213 244H214V243H213ZM216 244H217V243H216ZM220 244H221V243H220ZM37 245H38V244H37ZM91 245H92V244H91ZM104 245H105V244H104ZM134 245H133L132 247H134ZM139 245H138V246H139ZM214 245H215V244H214ZM218 245H219V244H218ZM222 245H224V244H222ZM131 246L129 247V245H128L129 248H131ZM148 246H149V245H148ZM181 246H182V245H181ZM185 246H186V245H185ZM95 247H98V248H97V250L99 251V252H98V256H99V258H101L100 255L103 254L104 252L102 251V248L100 247V244H99V246H95ZM104 247H105V246H104ZM145 247H146V246H145ZM145 247H144V248L140 247L141 249L138 247V248H139V251H138L137 253H140V251L143 252L142 249H145ZM237 247H238V246H237ZM79 248H80V247H79ZM99 248L101 249V251L99 250ZM126 248H127V247H126ZM126 248H125V249H126ZM134 248H135V247H134ZM134 248H133V249H134ZM148 248H150V247H148ZM148 248H147V249H148ZM226 248H227V247H226ZM76 249H77V248H76ZM84 249H85V248H84ZM87 249H90V247L87 248ZM94 249H95V248H94ZM94 249H93V251H94ZM150 249H151V248H150ZM90 250H91V249H90ZM128 250H132V249H128ZM134 250H135V249H134ZM145 250H146V249H145ZM145 250H144V252H145ZM71 251H74V250H71ZM78 251H79V250H78ZM87 251H88V250H86V252H87ZM91 251H92V250H91ZM93 251H92V252H93ZM121 251H122V250H121ZM64 252H65V251H64ZM86 252H85V253H86ZM100 252H101V253H100ZM102 252H103V253H102ZM108 252H109V251H108ZM119 252H120V250H119ZM119 252H118V253H119ZM126 252H127V251H126ZM126 252H125V254H126ZM134 252H135V251H134ZM144 252H143L142 254H146V253H148V250H147V252H145V253H144ZM152 252H154V251L152 250ZM230 252H231V251H230ZM238 252H239V251H238ZM73 253H74V252H73ZM76 253H77V251H76ZM94 253H95V252H94ZM109 253H110V252H109ZM112 253H113V252H112ZM137 253H135V254L137 255ZM232 253H233V251H232ZM234 253H235V252H234ZM236 253H237V252H236ZM62 254H63V253H62ZM64 254H65V253H64ZM106 254H107V253H106ZM106 254H105V255H106ZM116 254H117V253H116ZM125 254H123V255H125ZM127 254H128V253H127ZM135 254H132V255H135ZM142 254H141V255H142ZM149 254H151V253H149ZM65 255L67 256V254H65ZM65 255H63V256H65ZM68 255H69V254H68ZM75 255H76V254H75ZM79 255H80V254H79ZM105 255H104V256H105ZM120 255H122V254L119 253L118 256H120ZM128 255H129V254H128ZM136 255H135V257H136V259H138L137 257H138V255H140V254H138L137 256H136ZM146 255H147V254H146ZM251 255H252V254H251ZM66 256H65V258H66ZM72 256H73V255H72ZM83 256H84V255H83ZM91 256L96 257L95 255H93V253L91 254ZM91 256L89 255L88 260L90 259ZM101 256H103V255H101ZM245 256H246V255H245ZM245 256H244V258H245ZM259 256H260V255H259ZM68 257H70V256H68ZM81 257H82V256H81ZM113 257H115L114 254H113ZM113 257H112V259H113ZM123 257H124V256H123ZM132 257H133V256H132ZM139 257H140V256H139ZM145 257H146V256H145ZM255 257H256V256H255ZM74 258H75V257H74ZM85 258H86V257H85ZM91 258H92V257H91ZM103 258L106 259V256L103 257ZM117 258H118V257H117ZM121 258H122V257H121ZM140 258H142V256H141ZM140 258H139V259H140ZM242 258H243V257H242ZM260 258H261V261H260V262H262V264H263V263H264V260L262 259L263 257L260 256ZM58 259H60V257H58ZM79 259H81V258L79 257ZM86 259H87V258H86ZM94 259H95V258H94ZM126 259H128V257H127ZM145 259H146V258H145ZM255 259H257V258H255ZM66 260L68 261V259H66ZM99 260H100V259H99ZM102 260H103V259H102ZM107 260H108V258H107ZM118 260H119V259H118ZM124 260H125V257L123 258V261H124ZM134 260H135V258H134ZM142 260H143V259H142ZM245 260H246V259H245ZM61 261H62V260H61ZM75 261H77V260H75ZM75 261H74V262H75ZM83 261H84V260H83ZM85 261L87 262V260H85ZM89 261H90V260H89ZM92 261H93V259H92ZM110 261H111V260H110ZM114 261H115V260H114ZM121 261H122V259H121ZM145 261H146V260H145ZM255 261H256V260H255ZM257 261H259V259H258ZM63 262H64V261H63ZM72 262H73V261H72ZM94 262L97 263L98 261H96V259H95ZM103 262H106V261H103ZM107 262L110 263L109 261H107ZM116 262H117V259H116ZM127 262H128V261H127ZM132 262H133V261H132ZM191 262H192V261H191ZM58 263H59V262H58ZM66 263H68V262H66ZM66 263H65V264H66ZM70 263H71V261H70ZM95 263H94V264H95ZM108 263H105V264H108ZM111 263H112V262H111ZM144 263H145V262H144ZM246 263H247V262H246ZM60 264H61V262H60ZM75 264H76V263H75ZM79 264H80V261H79ZM83 264H85V263L83 262ZM86 264H87V263H86ZM89 264H90V263H89ZM98 264H99V263H98ZM116 264H118V263H116ZM136 264H137V263H136ZM252 264H253V263H252Z\"/></svg>",
	"mask_w": 264,
	"mask_h": 264
}]
</instances>
